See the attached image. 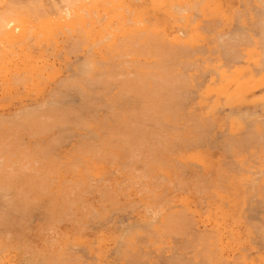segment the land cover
<instances>
[{
  "label": "bare ground",
  "instance_id": "1",
  "mask_svg": "<svg viewBox=\"0 0 264 264\" xmlns=\"http://www.w3.org/2000/svg\"><path fill=\"white\" fill-rule=\"evenodd\" d=\"M132 1V0H131ZM153 1H155V2H157V1H162V0H153ZM166 1V3H167V0H165ZM165 1L163 2H160V4H162V5H165ZM168 1H173V3H172V5H171V3L169 2V5H171V7L170 8H166V10H168V12L167 11H165V8L162 6V5H160L159 3L158 4H155V2H154V7L156 6V10H157V6H162L161 7V10L164 8V11H165V13H167V14H169L170 16H171V19L174 21L173 23H175L176 25H177V27H178V30L180 31V30H182L183 32L182 33H178L177 31L178 30H173L172 32H170V33H168V31H166L163 27L165 26V25H167V24H165V23H163L164 24V26L162 25V27L161 26H159L158 25V22H156V19L157 18H154V16H152V20H153V18H154V21L157 23H155L154 21L152 22V20H151V17H149V13H147V12H144L143 10L145 9V8H143L142 7V9L140 8V9H138V6L137 7H135V6H133L132 7V5H131V3H130V0H0V94H4L5 96H3L2 97V99L3 100H6V101H8L7 100V98H8V96H10L9 98L10 99H12V95L13 94H23V92H25V93H27V92H30L31 91V96L33 95L32 94V92L33 93H37L38 94V92L39 93H43V91H44V89L49 85H51L50 83L51 82H56L55 83V85H54V87L52 86H50L49 87V91L47 92V93H49L50 94V96L47 98V99H45V100H43V98H42V100H38V102L39 101H42V102H39V103H35L36 104V106L33 104H30L31 106H27L26 104V106H27V108H30L31 107V109H26V106L25 105H23V107H22V110L18 113L17 112V110H15L17 113L15 114V112H13L14 114H15V116H14V118L15 119H13V120H6L5 118V120H0V143L1 142H5V143H3V145L2 146H4V147H0V149L2 150L3 149V151H1V153L2 152H4V153H2L1 155H3L4 154V156L1 158L2 160L3 159H7L6 160V164H5V160L4 161H2L1 159H0V162L2 161L3 162V164H2V162H1V164H0V178H2L5 182H6V180H10V181H12V183H14V181H15V183L16 184H18L19 183V185H20V182H18V180L23 176H26V175H29V172L31 171L32 173H33V171H34V173H35V176L37 175H40L38 172V169L40 170V169H42L44 166L46 167V169H48V166H50V168L52 167L53 169L51 170V174L49 173V176L48 175H46V176H44L45 174H48L47 173V170L45 169V168H43L42 170H40V173H41V171H42V176L43 177H40V176H38L39 178H41V182L43 183V181L44 182H46V180L48 179V177L50 178V179H48L49 181H50V183L48 184V186H47V182L44 184H41V188H40V186L38 185L39 184V181H36V180H38L37 179V176H36V179L33 177L34 176V174H33V176H31L32 175V173L30 172V174L31 175H29V176H27V177H29L30 178V176L31 177H33L31 180H32V182L34 183V188H31L32 186L30 185V182H31V180H29L28 178H27V180H26V178L24 177V178H22L23 179V182H21V183H23L24 185H25V190L26 191H24V193H25V196H24V194H23V190H24V188H23V186H19L17 189H22V192H21V194H23V195H21V196H23L25 199H24V202H26V201H28V203L26 202V204L25 203H22L23 204V207L25 208V210H23L24 208L22 207H19L20 209V211H21V213L23 212V213H25V214H27L28 212V214H27V219H29L28 221H24L23 219H25V217H24V215H23V213L21 214H19V215H22V217H24L22 220L18 217V215H17V218H15V219H13L14 221H12L11 222V218H13V217H15L16 215H13L12 214V212H11V214L13 215V217H11L10 215V223H14V224H16V222L18 221V218H19V221L17 222L18 224H16L15 226L17 227L18 225H19V227H20V229H24L23 231L22 230H20V232H15V235L18 237V235H17V233L19 234V233H21V231L22 232H24V231H30V227L31 228H33V227H35V226H32V225H34L33 224V222H34V220H31L30 221V219L32 218V219H35V217L37 216V217H39V214L38 213H41V211H39V210H41V208L43 209V208H46L45 210L43 209V215L44 216H47L46 214H48L49 215V218H51L50 217V215L53 217L52 219V221H54V220H56L57 219V216L59 215L60 216V212H61V209L62 208H64V209H62V210H64V211H66L67 209L69 210L70 208L66 205V204H64L65 206H62V204L60 203L61 201H60V198H61V200L63 201V203H65L64 202V200H66V197H65V199L64 198H62L61 196L59 197L58 195L59 194H57V195H54V196H56L54 199L55 200H59L58 201V203H59V205H60V207L61 208H59V211L57 212L58 213V215L56 214V219H54V216H53V213H55L54 212V209H53V207L51 206V211H53V213L48 209L49 208V206L51 205V204H49V203H51V200H49L48 199V197L47 196H45L44 197V193H45V191H46V189H47V187L49 188V189H51L50 187H51V184L52 185H54L55 183H56V181H58L57 179H56V181H53V179L55 180V178H54V176H55V174H54V171H55V169H54V167L53 166H55L56 164H59L60 165V163H61V166H62V163H63V165H65V167L64 166H60V168L62 169L63 167L65 168V170H64V172L61 170V169H57V166L58 165H56V171L55 172H57L58 170H60V171H62V173L61 174H63V176H65L66 175V173L68 174V172H67V170H69V171H71L72 173H75L76 175H78L77 176V182H76V180H75V184H73V182H71V184H73L74 186L76 185V183L77 184H79V183H81L79 180H81L82 181V183H83V185H81V184H79L78 186H76V187H73V185H71L69 182V176L68 177H66L65 176V178L63 177V179L60 181V179H59V181L60 182H62V181H65L66 180V182L68 181V184L65 182H63L64 184H62L61 183V185L59 186V185H57L58 183H56V186H58V187H60V188H62V185H64V187H66L67 189H71L72 187V189L71 190H67L69 193H71L72 192V190H73V192L76 190V191H80L81 190V188L83 187V186H85L84 184H86L85 182H87V181H89L90 179L89 178H91V174H93V172H95V170H97V169H99L100 170V168H99V166L100 165H102V167L105 165V161L106 160H108V161H112V160H114L115 158H118V157H120V158H118L119 160H123V158H124V156L126 157L128 154V156L129 157H131V159L129 158V157H126V160H125V158H124V160L125 161H121V162H126L127 161V159L130 161V160H132V161H130L129 163H135L136 161H139L140 160V162H141V160H142V162H143V160H145V161H148V158L150 159L152 156H154V155H152L151 153L154 151V149H153V151H152V149L150 150V151H148V149H150L152 146H145V143H148V142H143L144 143V148L148 151H146L144 148H142V147H139V146H141L140 145V139H141V137H143V135L144 136H146V137H144V138H148V136H152V134H156V132H158V129L160 128L159 127V125L160 124H158V120H156L157 121V124L158 125H156V121L154 120V118H147L146 117V115H145V113L144 112H142V113H137V114H133V112H131L132 110H134V107H132V109H131V107H129L131 110L129 111V108H128V106H131V105H129V104H132L133 102H134V99H137V100H135V102L133 103V104H139V102L141 101V104H139L138 106H142V104H144V102L146 101V96H149L150 98H151V96L152 95H154L155 93H156V95L155 96H159V97H161L162 96V98H163V100L164 101H162L161 103L162 104H164V103H166L167 101H168V103H169V106H166L165 107V105L166 104H164V107L163 108H166L165 109V111H162V110H164V109H162V110H160V111H162L163 113H160L161 114V116H166V114L164 113V112H168L167 110H170V109H174L176 106V110L179 108V109H181L180 108V103H178V104H176L175 102H177L176 100H182L183 98H182V96L184 95H182V92L180 93L181 95H180V97L181 98H179V92L180 91H183V89L182 90H180L181 88H186V89H188L189 87H185L186 85L188 86L189 84H187L188 83V81L190 80V78H189V76L187 77V78H189V80L186 78V80H185V74H187L188 73V71L185 69V66H186V68H188L187 66L189 65V62L187 61H185V63L186 64H184L185 66H183V67H181L182 65H183V63H184V60H183V63H180V62H182V57H184L185 58V56L187 57V55H188V57L191 55V54H193L194 53V51L196 50V48H197V46H199V44H200V48L198 49L197 48V50L195 51V52H199L200 50H204L205 48H204V45L202 46L201 45V43L199 42H196V40H194L195 39V37L197 36H199V41H202L201 39L204 37L205 39H204V43H205V41H207L206 40V37H208V36H205V35H202V34H204V31L206 30H204V29H200V27H202V21H200L201 20V18L199 19V13H200V15H201V17L202 18H204V16L205 15H207V14H205V13H207V7H206V5H210L209 3H212L211 2V0H189L188 2L187 1H184V3H183V0H168ZM213 1V3H214V0H212ZM218 1V0H217ZM247 1H251L250 3H252V2H255L254 0H246V2ZM263 1V0H262ZM186 2V3H185ZM206 2H208V3H206ZM229 2V1H228ZM243 3H244V0L242 1ZM245 2V7H247V6H249V7H247V8H250V5H247L248 3H246ZM260 2V1H259ZM153 3V2H152ZM183 3V4H182ZM192 3V4H191ZM201 3H204V4H201ZM217 3V2H216ZM215 3V4H216ZM222 3V2H221ZM220 3V4H221ZM241 3V2H240ZM243 3H241V6H242V4ZM256 3H258V2H256ZM263 3H264V1H263ZM185 4V5H184ZM219 4V2L216 4V5H218ZM229 4V3H228ZM227 4V5H228ZM260 4V3H259ZM258 4V5H259ZM261 4H262V2H261ZM149 5V4H148ZM212 5V6H211ZM210 6H209V8L211 7V8H213L214 9V7L216 6H214L213 7V5L214 4H211ZM222 5V4H221ZM254 5V4H253ZM253 5H251V8H252V6ZM256 5V4H255ZM263 5V6H262ZM262 5H260L261 6V15H262V12H264V4H262ZM151 6V5H150ZM148 7V6H147ZM227 7V6H226ZM226 7H224V8H226ZM234 7V6H233ZM242 7H244V4H243V6ZM254 8L256 7V6H253ZM206 8V9H205ZM229 8H230V6H229ZM228 7L226 8V9H229ZM239 7H237V8H235L237 11L239 10V12H241V10H243V8L240 10V9H238ZM246 8V9H247ZM256 8H258V7H256ZM263 8V9H262ZM148 9V8H147ZM146 9V10H147ZM159 9V8H158ZM219 9V8H218ZM223 8H221L220 10H222ZM245 8H244V14H246V13H250V15H249V17H247L248 15H244L243 14V11L241 12L242 14H240L239 15V13L238 12H236V13H234V15H236V19L235 18H233V20L235 19V20H239L241 23H242V15H244V16H246L247 17V20L249 19V18H251L250 16L251 15H254L251 11H253V10H251V11H248V12H246L245 10H246ZM145 10V11H146ZM160 10V9H159ZM206 10V12H203V11H205ZM230 10V9H229ZM263 10V11H262ZM141 11V12H140ZM142 11H143V13L145 14L146 13V15L149 17H145V16H143L144 14L142 13ZM197 11V12H196ZM209 11H211V9H209ZM216 11V15L218 14V12H217V10H215ZM219 11V10H218ZM154 12V11H153ZM160 12V11H159ZM201 12H202V14H201ZM221 13H222V18L225 16V18L226 17H228L229 18V15H230V13H226V11L225 10H223V11H220ZM220 12H219V15H217V16H221V14H220ZM223 12H225L226 13V15L224 14V16H223ZM246 12V13H245ZM255 12H256V10H255ZM171 13V14H170ZM204 13V14H203ZM213 13V12H212ZM212 13H210V15L208 14L206 17L210 20V18H209V16H211L212 15ZM215 13V12H214ZM260 13H258L257 12V14H258V18L260 17L259 15H260ZM149 14V15H148ZM257 14H255V15H257ZM168 15V16H169ZM156 16V15H155ZM212 16H215V15H212ZM211 16V17H212ZM237 16H239V18L237 17ZM263 16H264V13H263ZM231 17V16H230ZM253 17V16H252ZM207 18H205L206 20H208ZM232 18V17H231ZM240 18H241V20H240ZM261 18H262V16H261ZM264 18V17H263ZM220 18H218V22L220 21L219 20ZM227 19V18H226ZM225 19V20H226ZM158 20V19H157ZM203 20V19H202ZM216 20H217V18H216ZM222 20V19H221ZM229 21H231L232 23L233 22H236L237 23V21H232L230 18L228 19ZM159 21V20H158ZM212 21V20H211ZM211 21H208V22H211ZM258 22L256 23L255 22V26H256V24H258V26H256V27H259V29H260V31L262 32V33H260L259 32V29L257 30L255 27H252L253 26V24L252 23H249L248 22V24H251L252 26H250V27H252V29H256V31H257V33H258V35H257V33H255L256 31L255 30H252L251 28H248L249 27V25L248 26H246L248 29H250V30H252V32L253 31H255V32H253L254 33V35L253 34H251L250 32L251 31H249V30H246L247 28H243L242 26H241V29H239V30H242V28H243V30L245 29L246 31H249V32H246L245 30V32L243 31H240V32H238V28L236 29V30H234L235 32L234 33H232V34H230L231 36L232 35H234L235 36V38H236V40L234 39V40H232V42L230 43V45L232 44L233 45V42H234V44H235V42L237 43V39L239 38L240 40L238 41V42H241V43H237L236 44V47H237V45H239V47L241 46L242 48L244 47V48H246L245 47V45L246 44H249V43H251L252 41L251 40H253L252 38L250 39V37H252V36H255L256 35V40H257V43H258V39H259V42L260 43H258L260 46H259V49H258V46L256 47V45L257 44H255V46H253V47H255V48H251V51L252 52H254V50L253 49H255V51H258L259 52V50H263L262 51V57H263V52H264V48H263V45L264 44H262L264 41V33H263V30H264V24H262L263 22H261V25H260V23H259V21H264L263 19H258L257 20ZM163 22V21H162ZM167 22H169V20H167ZM214 22H217V21H214ZM223 22V21H222ZM240 22L239 23H235V26L237 25L238 26V24L239 25H241L240 24ZM244 22V21H243ZM253 23H254V21H252ZM171 23V22H170ZM169 23V24H170ZM173 23H172V26H173ZM201 23V24H200ZM205 23L206 24H204L205 26L207 25V21H205ZM220 23H221V21H220ZM156 24V25H155ZM159 24H160V21H159ZM168 24V25H169ZM211 24H213V21L211 22ZM218 24V23H217ZM230 24V23H229ZM161 25V24H160ZM175 25V26H176ZM200 25V27H199V31H198V26ZM210 25V24H209ZM213 25H216V24H213ZM220 25V24H219ZM242 25H244L245 26V24H242ZM260 25V26H259ZM208 26V25H207ZM206 26V27H207ZM224 26H226V25H224ZM261 26H262V29H261ZM168 27V26H167ZM205 27V28H206ZM215 27H217V26H215ZM221 27V26H220ZM174 28V27H173ZM203 28V27H202ZM209 28V27H208ZM228 28V27H227ZM214 28H212V30H213ZM221 29H222V31H221ZM220 29V32H222V35H220L221 33L219 32L218 33V31L219 30H217L216 29V31H217V33L216 32H213V34H212V37H213V39H214V43H212V45L214 44V45H216V47L219 45V44H221V47L222 48H220V45H219V51L220 52H218V48H217V51H215V52H217V53H220L221 54V57L223 56L222 55V52H223V54L224 53H226V55H224L225 57H227V53H229L230 54V52H224V48L227 46V48L226 49H228V44L226 45V44H222V42H223V40L222 39H225L226 37V41H228L230 38H231V36L230 35H226L227 33H229L228 31L227 32H225V34H223L224 32V30H223V28H221ZM203 31L202 32V34H200V32L201 31ZM211 30V29H210ZM210 30H208L209 32H210ZM211 30V31H212ZM197 31H198V33H199V35H198V33H197ZM207 30L205 31V34L207 35L209 32H208ZM230 31H231V29H230ZM208 32V33H207ZM233 32V31H232ZM197 33V34H196ZM214 33H216V35L218 36V37H216V38H221L222 37V39H220V40H222V42L220 43V40H216L214 37ZM231 33V32H230ZM235 33H237L236 35H241L242 33L244 34H248L247 35V37L246 38H244L243 39V36H245V34L243 35L242 34V36H237L236 37V35H235ZM252 36H251V35ZM259 34L261 35V36H259ZM196 35V36H195ZM224 35L226 36V37H224ZM220 36V37H219ZM228 36H229V38H228ZM233 36V37H234ZM250 36V37H249ZM201 37V38H200ZM249 38V39H248ZM254 38V39H255ZM208 39V41H209V39L210 40H212V38L210 37V38H207ZM231 39H233V38H231ZM241 39H243L244 41H246V39L247 40H249L248 42L249 43H246V44H244L243 43V40L241 41ZM193 40V41H192ZM207 41V42H208ZM213 41V40H212ZM219 41V44H217V42ZM225 41V40H224ZM225 41V42H226ZM229 41H231V40H229ZM191 42H196V43H198V45L196 46V44H195V49H194V47L191 45ZM224 42V43H225ZM211 42L209 41V44H210ZM208 44V45H209ZM253 44V43H252ZM211 45V44H210ZM209 45V46H210ZM211 45V46H212ZM231 45V46H232ZM193 47V49H192V47ZM210 46V47H211ZM262 46V47H261ZM215 47V48H216ZM235 47V46H234ZM239 47H238V49H237V51L239 50ZM249 47H250V45H249ZM248 47V48H249ZM201 48H204V49H201ZM214 47H213V49L212 50H214L215 49ZM232 48V51H233V46L231 47ZM257 48V49H256ZM262 48V49H261ZM210 49V48H209ZM220 49H222V50H220ZM235 49V48H234ZM236 49H235V51H236ZM247 49V48H246ZM250 49V48H249ZM211 50V51H212ZM216 50V49H215ZM209 52H211L210 50H208ZM207 51V52H208ZM222 51V52H221ZM234 51V53H236ZM240 51V53L238 54V52ZM235 55H234V53H231L232 55H230L231 56V59H230V56H229V54H228V57H229V59H228V57L225 59V61H228V60H230L232 63L234 62V60L236 61L237 59L236 58H238L239 57V59L238 60H240V58H243V59H245L243 56H244V54L243 55H241L242 53H241V48H240V50H239ZM203 52V51H202ZM207 52L205 51V53L204 54H207ZM213 53L214 55H216V53ZM245 52V51H244ZM248 52V56H252V55H250L249 54V51H246V53ZM74 53V56H78L79 57V61L78 62H76V64H74V65H72L71 64V68H72V70L67 74V75H65V76H63L62 77V75L61 76H59V80H57V81H55L56 79V76L57 75H59V73H61V72H59V69L60 68H57L59 65H60V63H59V65L56 67L55 66V62L52 60V58H56V57H58V56H60L62 59L61 60H64L65 61V63H64V65L67 63V61H68V59H69V55H71V54H73ZM199 53H201V52H199ZM246 53H245V55H246ZM251 53V52H250ZM212 53H210L209 55L207 54L206 56H205V58L206 57H208L209 58V56L211 55ZM255 54V53H254ZM199 55V54H198ZM219 55V54H218ZM236 55H238V57L236 56ZM213 55H211L210 56V58L212 57ZM222 57V62L224 63L225 61H223L224 60V58L225 57ZM236 56V57H235ZM241 56V57H240ZM77 57V58H78ZM187 57V58H188ZM220 57V56H219ZM221 57L219 58V59H221ZM233 57V58H232ZM262 57H260L259 56V60H261V62L260 63H264V57L262 58ZM74 58H76V57H74ZM183 58V59H184ZM186 58V59H187ZM191 58H192V56H191ZM209 58V59H210ZM262 58V59H261ZM214 59H217V58H214ZM214 59H210V61L212 60H214ZM246 59L249 61V59H248V57H246ZM253 59H254V55H253ZM258 59V57L256 58L255 57V59H254V62L255 63H253V61H252V63H250V64H253V65H255L256 64V60ZM73 60V59H72ZM192 60H193V58H192ZM198 60V59H197ZM205 60V59H204ZM233 60V61H232ZM242 60V59H241ZM259 60L257 61V63L259 62ZM71 61V60H70ZM77 61V60H76ZM180 61V62H179ZM196 61V60H195ZM230 61H228V63L226 62V63H224V65L225 64H228L229 65V63H230ZM248 61H246L247 63H249ZM263 61V62H262ZM58 62V61H57ZM174 62H177L175 65L176 66H178L179 65V63H180V67L178 66V68H180V69H178L177 67H175L174 68V66L172 65V63H174ZM202 62H203V60H202ZM221 62V63H222ZM73 63V62H72ZM171 64V66H173L172 68H173V71L174 72H176V70L175 69H177V71H178V75L177 74H173L174 72H170L171 71V69L172 68H168V69H166L169 65H167L166 66V64ZM194 63V62H193ZM196 63V62H195ZM194 63V64H195ZM215 63H216V61H215ZM219 63V62H218ZM220 63V64H221ZM223 63H222V69H223V67H225V69H226V71H228V67H230V66H223ZM237 63V62H236ZM70 64V63H69ZM165 64V65H164ZM188 64V65H187ZM192 63H190V65H191ZM67 65V64H66ZM166 67L165 69L163 68L164 66ZM198 65V64H197ZM197 65H195V66H197ZM210 65V64H209ZM234 65V64H233ZM258 65H259V63H258ZM261 65V64H260ZM61 66V65H60ZM59 66V67H60ZM163 66V67H162ZM170 66V67H171ZM200 66H202V65H200ZM232 66V65H231ZM246 66V65H245ZM251 66V65H250ZM256 66V69L257 68H259V66L257 67V65H255ZM255 66H251L253 69V71H254V68H255ZM64 67V66H63ZM68 67V66H67ZM67 67H65V69L67 68ZM219 67V66H218ZM221 67H219V68H221ZM227 67V68H226ZM234 67H235V65H234ZM243 67H244V65H243ZM260 67H262V66H260ZM263 67H264V64H263ZM61 68H62V66H61ZM164 69V71L166 70L167 72H165L166 74H164V75H160L159 74V72L157 71V70H160V69ZM189 68H191V66H189ZM193 68V67H192ZM196 68H198V67H196ZM207 68V67H206ZM241 68V67H240ZM246 68V67H245ZM64 69V68H63ZM62 69V70H63ZM157 69V70H156ZM181 69H183L184 70V72H186L187 71V73H184L183 71V73L182 72H180V70ZM194 69V68H193ZM203 69V68H202ZM212 69V68H211ZM233 69H235V68H233ZM263 69V68H262ZM261 69V70H262ZM61 70V69H60ZM170 70V71H169ZM186 70V71H185ZM189 70V69H188ZM208 70V69H207ZM243 70L244 69H242V70H238V71H240L239 73H238V71H237V69H235V71H237L236 73H235V71H234V73H233V70L231 69V71H232V73H230V68H229V71H228V74L231 76V74H232V76L233 75H235V77H239L238 79H236L235 77H233V78H235V80H238V81H241L242 82V85L240 84L241 82H239L238 83V81L236 82L237 84H238V86L236 87V86H234V90L232 89V88H229V89H231L232 91H234V92H232L231 90H230V92L228 93V95H227V93H226V95H227V100H229V101H231L232 99L234 100V99H236V100H234L235 102H239L238 100H241L240 99V97H242V100H244V96H242V94H243V90L244 89H247V86H243V85H245L244 83H247L249 80V82H250V85H255V84H260V81H264V79H262V80H260L259 78H258V80H260V81H258L257 79H256V77H255V79L253 80H251V77H250V79H247L248 81H243V80H240L242 77H241V75H242V73L241 72H243ZM258 70V69H257ZM256 70V71H257ZM260 70V69H259ZM192 71V70H191ZM196 70H194V72H195ZM214 71V70H213ZM212 71V72H213ZM223 71H225V70H223ZM225 71V73L227 74V72ZM263 71H264V69H263ZM161 72H163V70L161 71ZM160 72V73H161ZM201 72V71H200ZM257 72H259V71H257ZM261 72V71H260ZM177 73V72H176ZM189 73H190V71H189ZM202 74L200 75V74H198V75H200V78H201V81H204V76H205V73L206 74H208L207 72H201ZM203 73H204V75H203ZM238 73V74H237ZM262 73V72H261ZM260 73V74H261ZM159 74V75H158ZM171 74H173L174 76L175 75H177V76H175L174 78L171 76ZM195 74V73H194ZM197 74L195 75V79L197 78ZM219 74V73H218ZM223 74H224V72L223 73H221V75H222V77H224L223 76ZM227 74V75H228ZM257 75H260V74H258V73H256ZM255 74V75H256ZM264 72L262 73V76L264 77ZM154 75H155V80H154ZM181 75V76H180ZM238 75V76H237ZM240 75V76H239ZM152 76H153V79H151L152 78ZM226 76V75H225ZM230 76H226V77H230ZM254 76V75H253ZM61 77V78H60ZM157 77V78H156ZM158 77L160 78H163V79H161L160 78V80L161 81H159V80H157L158 79ZM202 77H203V79H202ZM206 77H207V75H206ZM219 77V76H218ZM241 77V78H240ZM262 77V78H263ZM58 78V77H57ZM221 77H219V79H220ZM232 78V77H231ZM232 78V79H233ZM222 79H224V78H222ZM193 80H194V78H193ZM197 80V79H196ZM207 80H209V79H207ZM205 81H206V79H205ZM218 81V80H217ZM230 81H233V83L235 82L234 81V79L233 80H229V82ZM255 81V82H254ZM262 81V84L264 83ZM200 82V81H199ZM220 82L222 83V80L220 79ZM219 81H218V85H217V87L220 85L219 83H220ZM228 81H227V83H229ZM248 82V83H249ZM258 82V83H257ZM150 83L152 84L151 86H153V84L155 83L156 84V86H153V87H155V88H152V87H150ZM184 83H186V85L184 84ZM195 83L196 84H198V82H196L195 81ZM201 84H203V82H200ZM205 83V82H204ZM230 83H232V82H230ZM230 83H229V85H230ZM247 83V84H248ZM154 84V85H155ZM213 84V83H212ZM212 84L210 85V84H208V87L209 88H211V87H213V89L215 90V94L216 93H219L220 91H221V93H222V91H223V94H224V92H226L227 90H229L228 89V86H227V84H226V88H227V90L225 89V87L223 86V89H222V87L221 88H215L214 86H212ZM222 84H224V82L222 83ZM224 84V85H225ZM236 84V85H237ZM185 85V86H184ZM192 85V84H191ZM198 85H200V84H198ZM234 85V84H233ZM232 85V86H233ZM241 85V87L242 88H239V86ZM250 85H248V88L250 87ZM147 86H149V88L147 87ZM183 86V87H182ZM195 86H197V85H195ZM211 86V87H210ZM222 86V85H221ZM147 87V88H146ZM206 87V86H205ZM252 87V86H251ZM197 88L198 87H195V89L197 90ZM204 88V87H203ZM244 88V89H243ZM258 88V87H257ZM47 89H48V87H47ZM185 89V90H186ZM192 90H193V88H191ZM211 90V93H212V91L214 92V90ZM218 89V90H217ZM239 90V91H237V90ZM240 89H243V90H240ZM42 90V92H40ZM190 90V89H188V91H189V94H190V92H193V91H195V93H196V90ZM200 90V89H199ZM207 90V89H206ZM206 90H204V91H206ZM209 91H208V94H210V89H208ZM220 90V91H219ZM247 90H249V89H247ZM35 91V92H34ZM217 91V92H216ZM219 91V92H218ZM237 91V93L239 94V95H241V96H238V94L236 93V96L235 97H233V94H235V92ZM242 91V92H241ZM246 91V90H245ZM46 92V91H45ZM125 92H128V94H126V95H128L129 96V98H133V96H134V98L133 99H131V100H128V96L126 97V96H120L119 97V95L121 94V93H125ZM130 93H133V94H131V96H130ZM134 93H135V95H134ZM183 93H185L184 91H183ZM200 93V92H199ZM205 93H207V92H205ZM201 94L202 95V97L203 96H208L209 97V95L208 94ZM221 93H220V95H221ZM12 94V95H11ZM28 94V93H27ZM36 94V95H37ZM48 94V95H49ZM186 94V93H185ZM188 94V93H187ZM186 94V95H187ZM192 94V93H191ZM257 94V93H256ZM24 95V94H23ZM43 95V94H42ZM136 95L139 97V99L140 100H138V98L136 97ZM145 95V96H144ZM186 95H185V97H186ZM196 96H198L197 94H195ZM194 95V96H195ZM217 95V94H216ZM229 95H230V97H229ZM244 95H245V93H244ZM7 96V97H6ZM14 96V95H13ZM20 96V97H19ZM30 96V95H29ZM29 96H28V98H29ZM145 98H144V97ZM187 96H189V97H187V98H191V96H193V94L190 96V95H187ZM223 96V95H222ZM1 97V96H0ZM6 97V98H5ZM17 96H15L14 98H16ZM18 97L19 98H22L21 97V95H18ZM25 97H26V95H25ZM35 97V96H34ZM45 97V96H44ZM47 97V96H46ZM123 98L122 99V102H121V104H120V101L118 102V103H116L115 102V100L116 99H118L119 100V98ZM126 97V98H125ZM136 97V98H135ZM143 97V98H142ZM201 97V96H200ZM229 97V98H228ZM239 97V98H238ZM5 98V99H4ZM13 98V99H14ZM27 98V97H26ZM38 98V97H37ZM186 98V99H187ZM238 98V99H237ZM31 97L29 98V101H27V102H30L31 100ZM35 99V98H34ZM124 99H126L125 101H126V103H127V101H129L130 103H127L128 105H125L126 103H125V101H124ZM143 99V100H142ZM193 99V98H192ZM201 98H199V101H197V100H195L194 102V104L192 103V105H193V107H195V104L196 105H198L199 104V106L200 105H202V107L205 105L204 103H198V102H202V100H200ZM148 100V99H147ZM158 100H159V98H158ZM178 100V102H181L182 104H183V102L182 101H179ZM232 100V101H233ZM1 99H0V103H1ZM33 101H35V100H33ZM32 101V102H33ZM117 101V100H116ZM124 101V102H123ZM144 101V102H143ZM155 101V100H154ZM169 101H171V103L169 102ZM189 101V100H188ZM188 101H185V102H187L188 103ZM224 101H226V97H225V100ZM229 101H226L227 103L229 102ZM251 101V100H250ZM254 101V100H253ZM257 101H258V99H257ZM12 102V101H11ZM22 102V101H21ZM203 102H205V99H204V101ZM264 102V101H263ZM8 103H10L9 101H8ZM13 103V102H12ZM154 103V102H153ZM157 103H158V101H157ZM160 103V104H161ZM172 103L173 104H176V105H172ZM214 103L216 104V102H215V100H214ZM226 103V104H227ZM6 104V103H5ZM171 104V105H170ZM204 104V105H203ZM212 104V103H211ZM231 104H233V102L231 103ZM262 104V103H261ZM1 105L2 104H0V107H1ZM9 105V104H8ZM158 105H159V103H158ZM188 105V104H187ZM186 105V106H187ZM191 105V104H190ZM5 106V105H4ZM45 106V107H44ZM135 106H137V105H135ZM163 106V105H162ZM171 106H173V107H171ZM185 106V107H186ZM211 106V105H210ZM262 106V105H261ZM25 107V108H24ZM161 107V106H160ZM168 107V108H167ZM171 107V108H170ZM193 107H190V111H193V113L194 114H192V112H190L189 111V109H185V110H188V112H190V113H188V112H185V113H188L187 115H188V117H190V116H192V117H190L189 119H191L190 121H191V123L190 124H188V127H185L187 124H183V123H188V122H185V119L183 118V120H184V122H183V120L182 121H180V120H178L179 118L180 119H182L181 117H179L178 118V116H177V118H176V116H174V118H175V120L177 119V122L178 123H181V125L179 124L178 125V123L177 122H175V120H174V118L172 117H170L171 119H167V120H169V121H171V123L170 122H167L168 124V126L166 125V127L167 128H169L168 130H170V129H172L170 132H172L176 127V130H175V132H179L177 129H181L180 130V132H182L183 133V130L182 129H189V131H187V130H185L186 131V133L188 134V136H196V138H197V136L198 135H200L199 133H202L203 134V132H205L204 133V136H203V138L205 139V136H206V129H207V127H211L212 126V124H211V121H210V126H208V122H209V115H208V113L206 114V112H204L205 113V116L206 115H208L207 116V124L204 122V121H206V118L204 119V121L201 119V116H203V113H201L202 111H198L197 112V110H196V108H193ZM198 107V106H197ZM202 107H200V109L202 108ZM212 107H214V106H212ZM20 108H21V106H20ZM24 108V109H23ZM135 108H137V107H135ZM157 108H158V106H157ZM170 108V109H169ZM194 109V110H192V109ZM204 108V107H203ZM18 109H19V107H18ZM160 109V108H159ZM197 109H199V107L197 108ZM145 110V109H144ZM182 110H184V108L183 109H181V111ZM205 110V109H204ZM151 111V110H150ZM153 111V110H152ZM212 111V110H211ZM263 111V110H262ZM171 112H174L175 113V111H171ZM170 111H169V113H171ZM184 112H182L183 114H184ZM209 112H210V110H209ZM233 112V111H232ZM156 113V112H155ZM154 113V114H155ZM177 113V112H176ZM180 113V112H179ZM178 113V114H179ZM182 113H181V115H182ZM195 113H198V114H201L199 117H200V119L206 124V125H204V123H203V125H202V123H201V120H200V123H198V121L199 120H197L196 119V116H197V114H195ZM239 113H241V112H239ZM243 113V114H242ZM242 115H246V113H244L243 111H242ZM13 114V115H14ZM190 114V115H189ZM3 115V114H2ZM5 115H6V117H7V115L9 116V113L8 114H6L5 113ZM167 115H169V114H167ZM171 115H173V113H171ZM194 115H196L195 117H194ZM259 115V114H258ZM0 116H1V113H0ZM152 116V115H151ZM186 116V115H185ZM197 116V117H198ZM210 116H211V112H210ZM238 116H241L240 114L238 115ZM251 116V115H250ZM252 116H253V114H252ZM4 117V116H3ZM10 117H11V114H10ZM198 117V118H199ZM204 117V116H203ZM213 117V116H212ZM254 117V116H253ZM257 117V116H256ZM256 117H255V119H256ZM12 118V117H11ZM162 118V117H161ZM167 118V117H166ZM193 118L194 119H196L195 121L193 120ZM232 118V117H231ZM233 118H234V116H233ZM245 118V117H244ZM251 118V119H250ZM248 117V119H249V121L250 120H255V119H253L252 117ZM262 118V117H261ZM0 119H1V117H0ZM151 120V122H152V124H153V126L154 125H156V126H154V127H157V129L156 128H154L153 126H152V124H149V123H151V122H149V120ZM188 119V120H189ZM212 119V118H211ZM210 119V120H211ZM246 120H247V118H245ZM147 120V122H145ZM161 120V119H160ZM192 120H193V122H196V123H194V124H197L196 125V128H195V126H194V128H195V130L197 129V133H198V135L196 134V132H195V130L193 129V128H191L190 129V127H192ZM213 120V119H212ZM223 120V119H222ZM233 120V119H232ZM231 120V121H232ZM240 120V119H239ZM153 121H154V123H153ZM166 121V120H165ZM173 121H174V126H172L173 125ZM180 121V122H179ZM187 121V120H186ZM230 121V120H229ZM236 121V120H235ZM256 121H257V119H256ZM259 121H261V120H259ZM262 121L264 122V119H262ZM261 121V122H262ZM183 122V123H182ZM233 122V121H232ZM239 122V121H238ZM246 122H248V121H246ZM254 122V121H253ZM263 122H262V124H263ZM146 123H148V125H146ZM175 123H177V124H175ZM182 124H183V126H182ZM215 124V123H214ZM239 124V123H238ZM238 124H237V127H238ZM251 124V123H250ZM261 124V125H262ZM151 125V126H150ZM177 125V126H176ZM199 125H200V127H199ZM252 125V124H251ZM256 125V124H255ZM264 125V124H263ZM163 126V125H162ZM176 126V127H175ZM179 126H181V128H179ZM190 126V127H189ZM199 128H198V127ZM204 126H207L204 130L202 129H200L201 127L202 128H204ZM227 126V125H226ZM234 126V125H233ZM236 126V125H235ZM152 127V128H151ZM170 127H174V129L173 128H170ZM244 127V126H243ZM247 127V126H246ZM250 127V126H249ZM249 127H247V128H249ZM258 127V126H257ZM256 127V128H257ZM147 128V129H146ZM149 128H151V129H149ZM213 128V127H212ZM239 128V127H238ZM255 128V129H256ZM164 129V128H163ZM200 129V130H199ZM210 129V128H209ZM261 129V128H260ZM263 129V128H262ZM153 131V133L151 132L150 134H149V132L148 131ZM160 130V129H159ZM190 130H194V134L192 135V134H190ZM211 130V129H210ZM252 130V129H251ZM156 131V132H155ZM207 131H208V129H207ZM253 131V130H252ZM259 132H260V130H258ZM263 131V133H264V130H262ZM261 131V132H262ZM148 132V133H147ZM180 132L179 133H177V135L180 137L181 135H182V133L180 134ZM193 132V131H192ZM222 132V131H221ZM225 132V131H224ZM250 132V131H249ZM260 132V134L259 133H257L258 134V136L260 135V137H262V133ZM145 133H147L146 135H145ZM172 133H174V132H172ZM211 133V132H210ZM223 133V132H222ZM143 134V135H142ZM187 134H186V136H185V138H183L184 140H186L185 142L187 143L188 141L190 142V140L192 141V144L194 145V143H195V141L196 140H198V139H196L195 137V139H193V137L192 138H189L188 136H187ZM202 134L200 135V136H202ZM227 134V133H226ZM184 135V134H183ZM182 135V137H184ZM208 135V134H207ZM211 135H212V133H211ZM221 135V134H220ZM23 136H25V137H27V140H26V138L25 137H23ZM138 137V136H140V137H138L139 138V140H138V138H135V137ZM200 136H198L199 138H200ZM213 136V135H212ZM263 136H264V134H263ZM173 137H175L174 135H173ZM182 137H181V141H182ZM186 137H188V140L186 139ZM208 137V136H207ZM211 137V136H210ZM220 137V136H219ZM255 137H257L256 135H255ZM22 138H25L24 139V141H26V142H23V146H24V144H25V148H23V147H21L20 145H21V143H20V141H23V139ZM209 138V137H208ZM212 138H214V137H212ZM254 138V137H253ZM259 138V137H258ZM3 139V140H2ZM168 139V138H167ZM207 139V138H206ZM217 139V138H216ZM263 139V138H262ZM138 140V142H136ZM144 140V139H143ZM165 140V139H164ZM201 140V139H200ZM199 140V141H200ZM203 140V139H202ZM201 140V141H202ZM136 142V144H135V142ZM176 141H179V142H181L179 139L178 140H176ZM175 141V142H176ZM205 141V140H204ZM212 141H214V140H212ZM211 141V142H212ZM188 142V143H189ZM210 142V141H209ZM210 142V143H211ZM191 143V142H190ZM196 143L198 144V142L196 141ZM206 143H208V142H206ZM218 143V142H217ZM216 143V144H217ZM259 143V142H258ZM138 144H139V146H138ZM203 144V143H202ZM220 144V143H219ZM260 144V143H259ZM149 145V144H148ZM167 145V144H166ZM192 145V146H193ZM212 145V144H211ZM218 145V144H217ZM135 146L138 148L137 150L139 151H136V148H135ZM196 146V145H195ZM202 146H204V145H202ZM258 145H256V147H257ZM197 147V146H196ZM208 147V146H207ZM224 147V146H223ZM226 147H228V146H226ZM142 149V151H143V149H144V151H146V152H141V149ZM212 148V147H211ZM132 149H134V151H130V150H132ZM200 148H198V152L200 151V153L202 154V152H201V150H199ZM225 149V148H224ZM223 149V150H224ZM255 149V148H254ZM259 149V148H258ZM226 150V149H225ZM228 150V149H227ZM127 151H129V153L127 152ZM152 151V152H151ZM157 151V150H156ZM229 151V150H228ZM127 152V153H126ZM150 152V154H148ZM225 152V151H224ZM252 152H254V151H252ZM124 155H123V154ZM131 153H133V154H131ZM136 153H140V154H136ZM141 153H143V154H141ZM148 154L147 156H143V155H145V154ZM180 153V152H179ZM229 152H227V154H228ZM231 153V152H230ZM249 153V152H248ZM127 154V155H126ZM134 154H136V156H134ZM154 154V153H153ZM158 154V151H157V153H156V155ZM181 154H182V152H181ZM180 154V155H181ZM256 154V153H255ZM121 155H122V158H121ZM131 155V156H130ZM139 155V158H141V157H144V158H142V159H138V156ZM159 156H156V159H155V156L152 158V162L150 161H148L149 162V164H155L156 163V161H158L159 159H160V161L158 162L159 164H155L154 166H156V165H158V166H160L161 164H162V162H164V161H167L168 163L169 162H171L172 160L173 161H176V162H178V160L180 159L181 160V162H182V164L183 163H185V165L184 166H186L187 164H186V162H188V164H190L191 162L189 161L190 159L192 160V159H194L193 157H191L192 156V154H186V152L185 153H183V155H182V157H185V159L187 158L188 160H186V162L184 161L185 159H183L182 157H179L180 155H178V157H179V159H177V158H175V157H173V154H172V156L170 157V158H172V159H170L169 160V158L168 159H166L167 157H169V156H162L161 157V154H158ZM203 155V154H202ZM135 157V159H136V161L134 162L133 161V158ZM148 156H151V157H148ZM174 156H176V155H174ZM188 156H190L191 158H189ZM258 156H260V154L258 155ZM1 157V156H0ZM148 157V158H147ZM205 157H206V155H205ZM205 157H204V159H205ZM232 157V156H231ZM243 157V156H242ZM145 158H147V160L145 159ZM8 159H10V160H8ZM24 159H26L25 161V163L23 162V164L21 163L22 161H24ZM30 161V162H27L28 160ZM31 159V160H30ZM35 160V161H32V160ZM41 160V162L40 161H36V160ZM47 159H51V161H50V163L49 164H54V165H49V164H46V161L45 160H47ZM60 159H62V160H60ZM153 159H155V161L153 160ZM158 159V160H157ZM163 159H166V160H164V161H162ZM177 159V160H176ZM201 159V158H200ZM226 158H224L223 160H225ZM229 159H231L232 160V158H229ZM243 159V158H242ZM249 159V158H248ZM259 159V158H258ZM262 159V158H261ZM15 160V162L18 160V161H20L17 165H16V163H14V165H16V166H19L22 170L25 168V167H29L27 164H29L30 163V166H31V164H32V166H33V168H32V166L31 167H29L30 169H32V170H30L29 171V169L28 168H26V171L25 172H28L27 174H25L24 172H21L20 170H18L19 169V167H17V169H15V168H13V169H11L14 165H13V163H11V165H13V166H9L10 164H8L9 162H11V161H14ZM43 160L45 161V162H43ZM228 160V159H227ZM226 160V161H227ZM238 160L241 162V158H238ZM244 160L245 159H243V162H244ZM7 161H8V163H7ZM32 161V162H31ZM62 161V162H61ZM108 161H106L107 163L106 164H108ZM111 161H110V163H111ZM114 161H117L118 162V160H114ZM162 161V162H161ZM172 161V162H173ZM202 161H204L203 159H202ZM202 161H199L198 160V162H200V164L202 163V165L204 166V164L203 163H205V162H207V161H205V162H202ZM216 161V160H215ZM226 161H225V163H226ZM233 162L235 161L234 160V158H233V160H232ZM232 161H228L229 163H231ZM238 161V162H239ZM248 161V160H247ZM258 161V160H257ZM34 162H36L35 163V165H34ZM38 162H40V164L42 163L43 165V167H41L40 168V166H39V168L37 167V163ZM153 162H155V163H153ZM166 162V163H167ZM181 162H180V164H181ZM224 162V161H223ZM232 162V163H233ZM236 162V164L238 163L237 161H235ZM242 162V163H243ZM250 162V161H249ZM115 163V162H114ZM127 163H128V161H127ZM127 163H123V164H127ZM129 163H128V165H129ZM138 163V162H137ZM146 163L147 162H144V164H143V166L144 167H146V170L144 171L143 170V172L140 174L141 175V177L142 176H144V174H145V172H146V174H148V175H146V179H149V177L148 176H150L151 175V171H153V168H154V166L152 165V170L151 169H149L150 167H151V165H150V167L149 166H147L148 165V163H147V165H146ZM165 162L163 163V164H166ZM167 163V165H161V169H160V167H158L159 168V170L162 172V171H164V166L167 168L168 166H170V164L171 163H169L168 164ZM175 163V162H174ZM229 163H227L229 166H230V164ZM261 163V162H260ZM8 164V165H7ZM21 164V165H20ZM111 164H113V161H112V163ZM110 164V165H111ZM141 164V163H140ZM176 164V163H175ZM174 164V165H175ZM179 164V163H178ZM177 164V165H178ZM182 164L180 165V166H182ZM219 164H221V163H219ZM234 164V163H233ZM233 164H231L232 166H233ZM1 165H2V169H1ZM7 166V168H9V169H7L5 166ZM25 165H27V166H25ZM39 165V164H38ZM110 165H108V166H110ZM142 165V164H141ZM146 165V166H145ZM171 165H173V164H171ZM177 165H175V166H177ZM192 165H194L193 163H192ZM192 165H190V166H188V168H190ZM238 166H239V164H237ZM236 165V166H237ZM256 165V164H255ZM6 168H4V167ZM16 166H14V167H16ZM21 166H25V167H21ZM179 166V165H178ZM179 166V168H180V171L184 168L185 170L187 169V168H185V167H180ZM222 166V165H221ZM227 166V165H226ZM125 167V166H124ZM163 167V168H162ZM202 167V166H201ZM208 167H210L209 165H208ZM225 167V166H224ZM228 167V166H227ZM235 167V166H234ZM35 168V169H34ZM36 168H37V173H36ZM50 168L48 169L49 171H50ZM63 168V169H64ZM106 168V167H105ZM105 168H102L101 170L102 171H105L106 169ZM127 168V167H126ZM157 167H155L154 169L157 171V169H158ZM171 168V166L170 167H168L167 169H165V170H168L170 173H172V170L170 171L169 169ZM177 168V167H176ZM178 168V169H179ZM204 168V167H203ZM220 169H221V167H219ZM239 168H240V166H239ZM250 168V167H249ZM11 169V170H10ZM28 169V170H27ZM44 169H45V171H44ZM109 169V168H108ZM192 169V171L194 172V170L193 169H195V174H197V170H196V168L195 167H191L189 170H191ZM209 169V168H208ZM228 169V168H227ZM229 169H231V168H229ZM241 169V168H240ZM15 170L17 171V172H15ZM97 171V172H100V171ZM133 170H134V168H133ZM147 170L148 171H150V172H147ZM203 170H205V169H203ZM221 170H223V169H221ZM220 170V172H221V174H220V177L222 178V181H220V183L219 184H221V183H223L224 182V180L226 179V176H229V174L228 175H222V173L224 174V172L223 171H221ZM233 170V169H232ZM234 170H236V168H234ZM255 170V169H254ZM60 171H58V172H60ZM218 171V170H217ZM238 171H240V170H238ZM249 171V170H248ZM247 171V172H248ZM15 172V173H14ZM18 172H21L22 173V175H21V173L19 174ZM44 172V173H43ZM53 172V173H52ZM57 172V173H58ZM70 172V173H71ZM138 172V171H137ZM184 172V171H183ZM226 172H230V173H232L233 172V174H235V172L234 171H227L226 170ZM241 172H243V171H240V172H238V175H239V173H241ZM246 172V171H245ZM245 172H243V173H245ZM23 173L25 174V175H23ZM57 173H56V176H57ZM144 173V174H143ZM149 173H150V175H149ZM156 173H159V171H157ZM156 173H154L153 172V176H155V177H157L156 175ZM165 173V172H164ZM166 173H167V171H166ZM165 173V174H166ZM175 173V170L173 171V173L172 174H174ZM182 173V172H181ZM184 173H187V172H184ZM242 173V174H243ZM254 173V172H253ZM13 174H16V177H15V175H13ZM17 174L19 175V179H17V180H14V178H17ZM52 174H54V175H52ZM61 174H59V176L61 175ZM75 174H73V176L75 177ZM168 174V176L169 177H171L170 176V174L169 173H167ZM167 174H166V178L168 179V177H167ZM176 174V173H175ZM183 174V173H182ZM218 174H219V171H218ZM217 174V175H218ZM233 174H231V176L230 177H232L233 178ZM242 174H240V177L242 176H244V175H246V174H244V175H242ZM259 174V173H258ZM261 174V173H260ZM53 176V178L52 177H50V176ZM90 175V176H89ZM161 175V176H160ZM160 175H158L160 178L162 177V175H163V173L162 174H160ZM177 175H180V174H178V172H177ZM176 175V176H177ZM186 175V174H185ZM193 175H194V173H193ZM202 175H203V172H202ZM201 175V176H202ZM236 177H238V175H237V170H236ZM234 175V176H235ZM55 176V177H56ZM89 177V178H86V177ZM153 176H151V178H152V181H154L153 179L155 178V177H153ZM175 176V175H174ZM173 176V177H174ZM187 176H190V177H192V178H194L195 176H197L198 177V174L197 175H194V176H192V175H189V171H188V174L186 175V177H185V179L187 178ZM13 177V178H12ZM47 178L46 180H45V178ZM163 177H165V175H163ZM162 177V178H163ZM173 177H171V178H173ZM178 177V176H177ZM181 177V179H182V177H183V179H184V175L183 176H180ZM190 177H188L189 179H190ZM225 177V178H224ZM227 178V179H232V178ZM245 177V176H244ZM251 177V176H250ZM250 177H247V179L248 180H246V183H250L251 184V179L252 178H250ZM258 177H260V176H258ZM14 180H12V179ZM52 178V179H51ZM57 178V177H56ZM59 178H62L61 176L59 177ZM72 178V177H71ZM80 178V179H79ZM143 178H145V176L143 177ZM171 178H169V181H170V179ZM175 179H176V177H174ZM192 178H191V180H189V179H187L188 181H190V182H193V180H192ZM196 178V177H195ZM221 178H219L220 180H221ZM254 178V177H253ZM22 179H20V181L22 180ZM33 179H35V181L36 182H38V186H39V188H38V186H36V188H35V182L33 181ZM43 179V180H42ZM76 179V178H75ZM100 179H101V177H100ZM99 179V180H100ZM164 179V178H163ZM162 179V180H163ZM174 179V180H175ZM178 179H179V177H178ZM178 179H176V184H177V186H174V187H177L178 189L180 188V189H182V187H183V185H185V184H187V180H185V183H183L182 184V187H178V186H181V183L182 182H184V181H182L181 179H179L180 181H178ZM198 179V178H197ZM194 180V181H197L198 182V180ZM202 179V178H201ZM216 179V178H215ZM214 179V180H215ZM219 179H218V181H219ZM224 179V180H223ZM226 179V180H227ZM234 179H238V181H242L243 179H240L239 180V177L238 178H233V180ZM246 179V178H245ZM3 180H1L0 179V181H3ZM24 180H26L27 181V184L29 183V186L27 185V184H25L24 183ZM47 180V181H48ZM83 180H85V182L83 181ZM87 180V181H86ZM98 180V181H99ZM157 180H158V177H157ZM173 180V179H172ZM173 180V181H174ZM213 180V181H214ZM226 180H225V183H227L228 182V188H230V184L231 183H233V182H235V180L233 181H228L227 180V182H226ZM254 180V179H253ZM17 181V182H16ZM25 181V182H26ZM30 181V182H29ZM53 181V182H52ZM72 181V180H71ZM74 181V180H73ZM78 181H79V183H78ZM140 181V180H139ZM159 181H160V179H159ZM165 181V182H164ZM164 185H166V179H164ZM208 181V180H207ZM238 181L236 180V182L237 183H235V184H239L238 183ZM249 181V182H248ZM251 181V182H250ZM4 182V183H5ZM32 182H31V184H32ZM40 182V183H41ZM55 182V183H54ZM126 182V181H125ZM149 182H150V179H149ZM158 181H156V183H157ZM163 182L161 181V182H159V183H161V185H163ZM175 182V181H174ZM190 182H189V184H190ZM4 183H1L0 184V187H2V188H0L1 189V191L3 190V189H5V187L7 188V189H5V190H3L2 192H3V194H1L0 196H1V200L3 201L5 198H2V197H6L8 194H9V196H11L10 194H11V192H12V189H14V187L16 186V184L14 185V187L12 188V183L10 182V184H11V188L9 187V189H8V185H9V183L8 182H6L5 184H7L8 183V185L6 186V185H4ZM87 183H89V182H87ZM145 183V182H144ZM152 184H154L153 182H151ZM151 183H149V184H151ZM159 183H157L158 185H159ZM179 183H180V185H179ZM195 183V182H194ZM225 183H223L224 185H225V187H226V185L227 184H225ZM230 183V184H229ZM253 183V186H254V181L252 182ZM2 184H3V186H2ZM71 186H70V185ZM103 184V183H102ZM117 184V183H116ZM147 184V183H146ZM148 184V185H149ZM172 184V183H171ZM170 184V185H171ZM175 184V183H174ZM189 184H187V187H188V185ZM198 185V183H195V185ZM223 184H221V186L219 185V187H222L223 188ZM234 184V183H233ZM232 184V185H233ZM234 184V185H235ZM256 184V183H255ZM46 185V188H43L44 186ZM66 185V186H65ZM88 185V187H89V184H87ZM87 185L84 187L85 188V190H87ZM93 185V184H92ZM147 185V186H148ZM154 185H156V184H154ZM191 185H194V184H191ZM236 185V186H237ZM242 185H243V183H242ZM257 185H258V183H257ZM256 185V186H257ZM5 186V187H4ZM30 187V189H28V190H30V192L29 191H27V189H26V187ZM50 186V187H49ZM56 186H54L55 187V189H56V192L58 191V190H61V189H58ZM80 186H82V187H80ZM144 186V185H143ZM146 186V187H147ZM167 186L168 185H166V188H167ZM173 186V185H172ZM186 186V185H185ZM184 186V187H185ZM248 186V185H247ZM190 187V186H189ZM196 187V186H195ZM231 187H233L232 189L234 190V188H237V187H235V186H231ZM239 187V186H238ZM251 187V186H250ZM259 187V186H258ZM38 188V189H37ZM52 188H53V186H52ZM66 188H63V190H61V193L62 194H64V192H65V189ZM80 188V189H79ZM145 188V187H144ZM155 188V187H154ZM153 188V189H154ZM166 188H165V190H166ZM176 188V189H177ZM199 188V187H198ZM221 188V189H222ZM228 188H226L227 189V191H226V189H225V191L224 192H226L225 194H226V199L230 196V195H232V197L234 196V194L233 193H235L233 190H229L228 191ZM249 188V187H248ZM247 188V189H248ZM33 189H35V190H39V191H37L38 193H36V191H35V194H40L39 192H43V194L41 193L39 196H36L33 192H31V190H33ZM44 190V191H42V190ZM49 189H47V190H49ZM55 189H54V191H55ZM58 189V190H57ZM177 189V190H178ZM187 189V188H186ZM254 189V188H253ZM252 189V190H253ZM260 189V188H259ZM258 189V191L257 192H259L260 190ZM15 190V189H14ZM82 190H84L83 188H82ZM82 190H81V192H82ZM109 190V189H108ZM127 190H129V189H127ZM146 190V188L144 189V191ZM150 190H152V189H150ZM149 190V191H150ZM165 190L163 189V191H164V193H165ZM192 190V189H191ZM237 190V189H236ZM238 190H240V189H238ZM9 191H11V192H9ZM66 191V192H67ZM147 191H148V188H147ZM149 191H148V194H149ZM153 191V193H154V190H152ZM152 191H150V193H151V195H152ZM163 191L161 192V193H158V192H156L155 191V193L154 194H156L157 195V198L155 197L156 195H154V197H155V199H158L159 198V196L161 197V195L163 194ZM214 191V190H213ZM250 191V190H249ZM254 191V190H253ZM252 191V192H253ZM1 192V193H2ZM7 192V193H6ZM47 192V191H46ZM49 193H50V191H48ZM66 192H65V194L64 195H66ZM68 192H67V194H68ZM73 192L71 193V194H73ZM81 192H77L78 194L80 193L81 194ZM105 192V191H104ZM111 192V191H110ZM110 192H108V193H110ZM166 192H167V190H166ZM218 192H221V190H219ZM227 192H231L230 193V195L229 196H227L228 195V193ZM236 192H238V191H236ZM18 192H16V193H14V194H17ZM19 193H20V190H19ZM29 193V197H30V201H29V199H26V198H29V197H27V194ZM53 193V192H52ZM55 193V192H54ZM107 193V192H106ZM120 193V192H119ZM147 193V192H146ZM158 193V194H157ZM32 194V195H31ZM34 194V195H33ZM47 194V193H46ZM75 194V196H78V194L76 195V193H74ZM73 194V195H74ZM79 194V195H80ZM220 194H223L222 192L220 193ZM225 194H224V197L223 198H225ZM239 193H237V195H238ZM263 194H264V192H263ZM2 195H4V196H2ZM6 195V196H5ZM12 195H13V192H12ZM42 195H43V197H42ZM64 195H63V197H64ZM70 194H68V196H69ZM73 195H70L71 197L73 196ZM111 195V194H110ZM159 195V196H158ZM165 195V194H164ZM235 195H236V193H235ZM240 195V194H239ZM244 195V194H243ZM251 195H252V193H251ZM253 195H254V193H253ZM256 195H257V193H256ZM255 195V196H256ZM34 196V197H33ZM54 196H50L51 198H52V200H53V197ZM69 196V200H70V202L69 201H67L66 200V203H68V205L70 206V204L73 202H75V201H72V198ZM138 196V195H137ZM146 196V195H145ZM148 196V195H147ZM145 197V199H143V200H146V198H147V200H148V197L150 196H148V197ZM163 196V195H162ZM170 196V195H169ZM172 196V195H171ZM8 197V196H7ZM19 197H20V194L19 195H16V196H14V200L12 199L11 200V198H12V196L11 197H8V198H10L9 200H8V198H7V204H8V202L9 203H11V208H12V206L13 207H15L16 208V206L18 205V204H21L20 203V199H19ZM23 197H20L21 198V201H23ZM46 198V203L47 204H45V202H44V204H42L43 202L41 201L40 202V200H39V203L42 205V206H45V207H41V205L36 201L35 202V199H37V198ZM59 197V199H57ZM74 197V196H73ZM150 197H152V196H150ZM149 197V198H150ZM164 198H165V196H163ZM163 197H161V198H163ZM207 197H209V196H207ZM236 197H238L237 199L239 200V197L240 196H236ZM236 197L234 198V199H236ZM243 198H245L244 196H242ZM261 197V196H260ZM41 198V199H42ZM153 198V197H152ZM161 198H159L158 200H156V201H158L159 202V200H161ZM171 198V197H170ZM188 198V197H187ZM241 198V197H240ZM31 199L32 200H34L33 202L31 201ZM47 199H48V201H49V203H48V201H47ZM64 199V200H63ZM84 199V198H83ZM151 199V198H150ZM166 199V198H165ZM164 199V201H166V202H169V201H167V200H169L168 199V196H167V199L165 200ZM171 199H173V198H171ZM170 199V200H171ZM230 200H231V197L229 198ZM236 199V200H237ZM247 199V198H246ZM263 199V201H264V198H262ZM26 200V201H25ZM43 200V199H42ZM73 200H75V199H73ZM112 200V199H111ZM184 200H185V198H184ZM184 200H182V202L184 201ZM190 200V199H189ZM233 200V199H232ZM240 200H243V199H240ZM239 200V201H240ZM248 200V199H247ZM261 200V199H260ZM56 201V202H57ZM72 201V202H71ZM104 201V200H103ZM154 199H153V202H156ZM163 201V200H162ZM162 201H160L161 203H163V204H161L160 202V204L159 205H157L158 204V202H156V204L155 203H153L152 202V200H151V203H153V204H155V205H157L158 207L159 206H164V201L162 202ZM233 201H235V200H233ZM239 201H237L238 203H241V201L239 202ZM244 201V200H243ZM249 201V203H251L250 201H251V199L250 200H248ZM1 202V201H0ZM30 202H32L31 203V205L29 204ZM34 202L35 203H38L37 205L35 204L34 205ZM52 202H54V201H52ZM56 202H54L55 203V205L53 204V206H56V204L58 205V203H56ZM130 202H133V200L132 201H130ZM129 202V203H130ZM135 202V201H134ZM148 202V201H147ZM180 203L179 204V207L181 208L183 205H185V204H183V203ZM186 202V201H185ZM70 203V204H69ZM209 203V202H208ZM238 203L237 204H235V205H237V206H235L234 205V209L237 207L238 208ZM245 203V202H244ZM248 202H247V204H249ZM3 206H4V203L2 202L1 203ZM7 204L5 203V207H7ZM24 204H25V206H24ZM30 205V211H28V207H29V205ZM32 204H33V206H35V207H33L32 206ZM48 204H49V206H48ZM132 204V203H131ZM149 204V203H148ZM153 204H149V205H153ZM170 204V203H169ZM168 204V205H169ZM183 204V205H182ZM230 204V203H229ZM252 204H253V202L251 203V205L250 206H252ZM263 204V203H262ZM47 205V206H46ZM58 205V206H59ZM130 205V204H129ZM154 205V206H155ZM165 205H167V203L165 204ZM211 205V204H210ZM209 205V206H210ZM224 205V204H223ZM231 205H233V204H231ZM3 206H2V209H4L3 208ZM19 206V205H18ZM17 206V207H18ZM22 206V205H21ZM68 207V208H65V207ZM148 206V205H147ZM156 206V207H157ZM171 206V207H170ZM170 206H168V207H170V209H167V207H163V209L165 210L164 212H167L168 210H171V212L169 211V213H164L162 210V208H159V209H162V210H159V209H155L153 212H152V216L150 217V219H147L146 220V217L144 218V220H146L145 221V225L144 224H142L143 222H144V220L142 219V223H140V225L142 224L143 225V227L145 226V228H150L151 230H148V229H146V230H148V231H150V232H148V233H151L152 234V236H153V239H150L149 237V234L147 233H144V234H146L147 236H145L144 235V237L146 238V240H149L148 242L146 241V244L145 243H140L139 244V240L138 239H141V238H136L138 241H136V239H134L136 242H138L137 244H136V242H134V241H129V242H131V245L132 246H130V243H127L126 242V240H120L121 242H123V243H127L128 244V246H126V244H125V246L126 247H124L125 249L126 248H128V247H130V249L132 250H134V252L135 253H133V250H132V254H133V259H132V261L130 260L132 257L131 256H128L129 255V253L131 252V250L130 249H128V250H130V252L127 254L126 252H125V250L123 249V247H122V245H124V244H122L120 241V243L119 244H121V245H119V246H121L122 248L121 249H123V253L121 252V254L118 252V251H121V249H119V250H117V252H118V254L120 255V258H122V257H127V258H125L126 259V261H124V262H128L129 260L131 261L130 263L128 262V263H125V264H137L136 263V261L138 260V261H140L141 262V260H139L140 258L142 259V256H144L145 258H147L148 259V257L147 256H154L155 257V255H157L159 258V260H160V257L162 256V253H163V260L165 259V260H167V262H168V259H169V263L170 264H234V262L235 261H237L238 259L240 260V261H242L240 258L242 257V258H244L246 261H244L245 263L247 262V258H246V255H241V254H239V255H241L240 257H239V255H238V253H236L237 252V250H239L240 249V247H238V246H240V245H238V243L240 244V242H238L237 243V245H236V249H237V247L239 248V249H237L236 250V255H238V257L236 256V258H235V254L233 255L234 257L232 258V261H229L228 260V258H230V257H228L227 259L226 258H224V256L225 255H223L224 253H223V250H224V248H223V246H225V248H226V246L227 245H224V243H221V241H223L222 240V237H221V235H217V234H221V233H224V231H222V230H224L223 228H221L222 230H220L219 228H216L215 226L214 227H212V231H210V230H207L206 229V231H204V229L202 230V232H201V230H197V229H195V231L194 230H191V227H190V225H192L193 224V222H192V220H194V223H195V219L193 218V217H191V213L190 212H188V214H189V217L188 218H186L187 217V211H185V209H187L186 207H187V204H186V206H184L185 208H182V210H179L178 209V207L175 205L174 207H173V205H170ZM241 206V205H240ZM243 206H245V205H243ZM254 206V205H253ZM8 207H10L9 205H8ZM36 207H40V209L39 208H37L36 209ZM71 207V206H70ZM156 207H154V208H156ZM176 207H177V210L175 211V209H176ZM205 207H207V205L205 206ZM227 207V206H226ZM11 208H9V209H11ZM28 208V209H27ZM32 208H35L36 210H32ZM91 208V207H90ZM122 208V207H121ZM209 208V207H208ZM244 208V207H243ZM246 208H248V206H246ZM0 209H1V207H0ZM8 209V210H9ZM26 209H27V212H26ZM39 209V210H38ZM66 209V210H65ZM130 209V208H129ZM140 209V208H139ZM146 209H147V207H146ZM149 209H150V206H149ZM152 209V208H151ZM184 209V210H183ZM192 209V208H191ZM23 210V211H22ZM67 210V211H68ZM114 210V209H113ZM126 210V209H125ZM148 210V209H147ZM157 210V211H156ZM174 210V211H173ZM206 210V209H205ZM210 210H211V208H210ZM230 210V214H232V212L234 211H231V209H229ZM0 211H4V210H0ZM10 211V210H9ZM16 211H18V210H16ZM35 211H39L38 213L36 212L35 214H37V215H34V213L33 212H35ZM46 211V212H45ZM49 211H50V213H49ZM55 211H57V209L55 210ZM66 211V212H67ZM179 211V212H178ZM182 211V212H181ZM189 211V210H188ZM237 211V210H236ZM31 212V213H30ZM48 212V213H47ZM111 212V211H110ZM143 212V211H142ZM149 212H150V210H149ZM178 212V213H177ZM183 212H184V214H183ZM185 212H186V214H185ZM214 212H215V210H214ZM8 213V212H7ZM14 214H15V211L13 212ZM33 213V214H32ZM45 213V214H44ZM144 213V212H143ZM145 213H146V210H145ZM148 213V212H147ZM199 212H197V214H198ZM208 213H209V211H208ZM215 213H217V210H216V212ZM234 213V212H233ZM1 214V213H0ZM4 214H6V212L4 213ZM4 214H3V216H4ZM9 214V213H8ZM30 214V216H31V214H32V216L34 217H28V215ZM209 214H211V213H209ZM208 214V216H210ZM220 214V213H219ZM218 214V215H219ZM238 214V213H237ZM243 214H244V212H243ZM243 214H241L240 215V218L242 219H244V217L246 216V215H243ZM262 214V213H261ZM181 215H184V220H183V216H181ZM186 215V216H185ZM207 215V214H206ZM212 215H214V213H212ZM218 215H217V218H215V220L216 221H219V223H218V226L220 225V222H224V220H225V216H226V214H220V219H218ZM225 215V216H224ZM242 215L244 216V217H242ZM8 216V215H7ZM41 216V215H40ZM144 216V215H143ZM148 216V215H147ZM234 219H236L235 221H237V220H240V219H237V217L235 218L234 217V214H232L231 215ZM259 216V215H258ZM5 217V216H4ZM21 217V216H20ZM36 217V218H37ZM79 217V216H78ZM216 217V216H215ZM221 217H223L224 218V220H222L221 221ZM228 217V216H227ZM226 217V218H227ZM3 218V217H2ZM7 218V217H6ZM9 218V217H8ZM7 218V219H8ZM45 218V217H44ZM43 218V219H44ZM47 218V217H46ZM48 218V222H51L52 223V221L50 220ZM137 218V217H136ZM189 218H191V219H189ZM232 218V219H233ZM239 218V217H238ZM261 218H263V217H261ZM0 219H1V217H0ZM38 219V218H37ZM42 219V220H43ZM187 219H189L188 221H186ZM212 219V218H211ZM213 219H214V217H213ZM212 219V220H213ZM218 219V220H217ZM242 219V220H243ZM3 220V223H6L7 222V224H8V221L9 220H7L6 221V219H2ZM2 220H1V222H2ZM20 220L21 221H24L25 223L26 222H28L29 224H25V223H23V225L22 226H24V224H25V228L23 227L22 228V226H20V224H22L21 222H20ZM209 220V219H208ZM141 221V220H140ZM186 221V222H185ZM216 221H214L213 220V222H216ZM253 221V220H252ZM256 221V220H255ZM258 221V220H257ZM256 221V222H257ZM1 222H0V224H1ZM19 222H20V224H19ZM46 223V220L45 221H43V223ZM183 222V223H182ZM211 222V221H210ZM238 222V221H237ZM240 222V221H239ZM250 222V221H249ZM254 222V221H253ZM255 222V223H256ZM261 222V221H260ZM2 223V224H3ZM37 223V222H36ZM55 223V222H54ZM190 223V224H189ZM217 223V222H216ZM243 223V222H242ZM2 224H1V226H2ZM7 224H3L5 227H4V229H6V230H4V231H2L1 232V229L3 228H1L0 229V234L2 235V233L4 232L5 233V231H8V232H6L7 234H5V239H3V240H7L9 237L8 236H6V235H11V234H13V233H11V230H12V224H9V227L7 226ZM38 224H39V222H38ZM136 224V223H135ZM135 224H133V226L132 225H130L129 227H135L134 225ZM251 224V223H250ZM254 224V223H253ZM253 224H251V226L253 225ZM257 224H259V226H260V223L258 222ZM28 225V226H27ZM37 225V224H36ZM43 225V224H42ZM137 225V224H136ZM139 225V224H138ZM137 225V228H138V231H140V232H138V231H136V227H135V229L134 228H132L131 227V229H134V231L135 232H138V234L141 236H143V231H142V227L141 226H138ZM203 225V224H202ZM14 226V225H13ZM41 226V224H39V227ZM193 226V225H192ZM213 226V225H212ZM217 226V227H218ZM222 226V225H221ZM250 226V227H251ZM255 226H256V224H255ZM18 227V228H19ZM29 227V230L27 229ZM37 228H39L38 226H36ZM35 227V229H37ZM129 227H127V230H126V228H125V230H123V232H122V237H123V235L125 234V235H127V233H128V230H129ZM244 227V226H243ZM242 227V228H243ZM248 227V226H247ZM253 228V231H254V229H257V227L258 226H256L255 228H254V226H252ZM10 229V231L9 230H7V229ZM144 228V229H145ZM190 228V229H189ZM215 228V229H214ZM245 228V227H244ZM264 228V227H263ZM27 229V230H26ZM34 228H33V230L31 229V231H33L34 232V230H35ZM40 229V228H39ZM130 229V230H131ZM185 229L187 230V234L188 233H190V232H193L194 233V235L192 236H190V237H188V235L186 234V233H184V232H186L185 231ZM192 229H194V226H193V228ZM211 229V228H210ZM220 230V232H219V230ZM239 229V228H238ZM247 229H249V228H247ZM247 229H244V230H246V231H248ZM261 229H262V227H261ZM260 227L258 228V231H259V233L260 234H262V232H260ZM129 230V234H130V236H129V234L127 235V238H128V236L131 238V237H133L134 238V232L132 231V233H133V236H131L132 235V233H130L131 231ZM174 230H175V233H176V235H179V237H177L176 235H175V233L173 234V232H174ZM190 230V231H189ZM214 230H215V232H214ZM38 232H40L39 230H37ZM127 231V232H126ZM169 231V232H168ZM172 232V234H171V236L173 235V239H175L176 237V242L174 241V243L173 242H167L169 239H167V238H169L168 236H170V234L169 233H171ZM218 231V232H217ZM222 231V232H221ZM258 231H256L255 230V232H257L256 234L259 236V234H258ZM262 231L264 232V230L262 229ZM10 232V233H9ZM125 232V233H124ZM146 232V231H145ZM167 232H168V234H167ZM230 232V231H229ZM245 232V231H244ZM4 233H3V235H4ZM9 233V234H8ZM141 233V234H140ZM182 233H183V235H182ZM230 233H232V232H230ZM237 233H238V235H240L239 233V231H237ZM237 233H236V235H237ZM242 233V232H241ZM137 234V235H138ZM187 236H186V235ZM264 234V233H263ZM1 235H0V238H1ZM3 235H2V237H3ZM14 235V234H13ZM13 235H11V238H12V236ZM24 234L22 233V235H20V236H23ZM163 235H166V236H164V237H166V240H163V239H161V238H159L160 236H163ZM180 235H182V236H180ZM223 235V234H222ZM24 236H26V235H24ZM170 236V237H171ZM176 236V237H175ZM183 236H185V237H183ZM216 236H220L219 238L221 239V241H220V239H219V241L217 240V238H216ZM256 236V235H255ZM263 236V237H262ZM262 236H260V237H262V238H264V235H262ZM7 237V238H6ZM16 237V238H17ZM138 237V236H137ZM240 237V236H239ZM246 237V236H245ZM248 237V236H247ZM249 237H250V235H249ZM248 237V238H249ZM10 238V239H11ZM14 238V237H13ZM13 238H12V240H13ZM120 238V237H119ZM126 238V236L125 237H123L122 239H125ZM130 238H128V239H130ZM145 238H143L144 239V241H145ZM149 238V239H148ZM171 238V239H172ZM254 238H256L255 240L253 239V240H250L251 242L252 241H256L258 238L257 237H254ZM172 239V240H173ZM228 239V238H227ZM249 239H251V238H249ZM261 239V238H260ZM9 240V239H8ZM6 241V243L5 242H2V243H4V245H6L7 247H10L8 244H9V241ZM14 240H15V238H14ZM21 240H23V238H21ZM131 240H133V239H131ZM142 240V239H141ZM216 240V241H215ZM125 241V242H124ZM245 241H247V240H245L244 239V242ZM261 241V240H260ZM264 241V240H263ZM0 242H1V240H0ZM19 242V241H18ZM160 242H162V244L164 243H166L165 245H162ZM235 242V241H234ZM242 242V241H241ZM1 243V244H2ZM12 243V242H11ZM26 243H28V242H25V244ZM157 243V244H156ZM160 243V244H159ZM218 243H220V245H222V247L221 248H219L218 246H219V244ZM249 243V242H248ZM253 243V242H252ZM63 244H64V241H63ZM234 244V243H233ZM232 244V245H233ZM245 244V243H244ZM243 243H241V246L242 245H244ZM260 244V243H259ZM263 244V243H262ZM23 245H24V243H23ZM66 245L67 246H65V247H67V248H63L64 250H66L65 251V253H67V255H68V251H70V250H68V249H70L71 248V246L69 245L68 246V242L66 243ZM167 245V246H166ZM231 245V246H232ZM252 245V244H251ZM20 246V245H19ZM27 246H28V244H27ZM26 245H25V247H27ZM109 246V245H108ZM107 246V247H108ZM168 248V249H172L171 251H172V255L171 256H169V255H165V253L164 252H166V247ZM260 246V245H259ZM264 246V245H263ZM24 247V248H25ZM29 247V246H28ZM26 248L27 250H29V248ZM118 247V246H117ZM142 247V248H141ZM248 247V246H247ZM6 248V247H5ZM23 248V249H24ZM79 248V247H78ZM139 248H141L142 249V251H137ZM188 248V249H187ZM190 248V249H189ZM219 248V249H218ZM223 248V249H222ZM230 248V247H229ZM244 247H241V249L242 250H244L243 249ZM249 248V247H248ZM263 248V247H262ZM11 249V248H10ZM22 249V248H21ZM62 249V251L64 252V250ZM117 249V248H116ZM141 249H139V250H141ZM231 249V248H230ZM233 249V248H232ZM247 248H245V250H246ZM255 249V248H254ZM1 250V249H0ZM5 250V249H4ZM20 250V249H19ZM25 250V249H24ZM26 250V251H27ZM30 250H31V252L33 251V249H31L30 248ZM35 250V249H34ZM128 250H127V252H128ZM220 250V251H219ZM235 250V249H234ZM10 251V250H9ZM16 251H18V250H16ZM16 251H14V252H12V251H10V252H12L13 254H11V255H14V253L16 252ZM25 251V252H26ZM61 251V252H62ZM162 251H164V252H162ZM216 251H218V252H216ZM229 251V250H228ZM247 251H248V249H247ZM247 251H246V253H247ZM1 252V251H0ZM25 252H24V254H25ZM124 252H125V254H127V255H125L124 254ZM225 252V251H224ZM6 253H8V252H6ZM17 253V252H16ZM41 253V252H40ZM167 253V252H166ZM239 253H240V251H239ZM242 253V252H241ZM258 253V252H257ZM257 253H256V260H258V262L261 260V258H262V256H263V254L264 253H259L260 255H262V256H260V255H258V257L260 258V260L259 259H257ZM1 254V253H0ZM23 254V255H24ZM28 255L30 254V252H28L27 253ZM31 254H33V253H31ZM70 255H66L67 257H68V259H69V257H70V259H71V251H70V253H69ZM88 254V253H87ZM91 254V253H90ZM123 254H124V256H123ZM228 254V253H227ZM255 254V253H254ZM7 255V254H6ZM10 255V253H9V255H7L8 257H10L11 256ZM26 255V254H25ZM34 255H36L35 253H34ZM50 256V254H47V256ZM73 255H75V254H73ZM121 255H122V257H121ZM131 255V254H130ZM164 255H165V257H164ZM21 256V255H20ZM30 256H32V255H30ZM45 256V255H44ZM156 256V257H157ZM255 256V255H254ZM6 257V256H5ZM8 257H6V258H8ZM13 257V256H12ZM15 257H18L17 255L15 256ZM42 257V256H41ZM41 257H36V258H38L40 261H42V263H43V260H41L40 258ZM53 257L54 256H52L51 257V259H53ZM59 258H60V256H58ZM67 257H64V259L65 258H67ZM73 258L74 257H76V256H72ZM129 257H131V258H129ZM143 257V258H144ZM155 257V258H156ZM253 257V256H252ZM251 257V255H250V258H252ZM5 258V259H6ZM11 258V257H10ZM32 258V257H31ZM31 258H28L27 257V259L26 260H31ZM45 258H46V256L44 257V260H45ZM55 258V257H54ZM72 258V259H73ZM119 258V259H120ZM129 258V260L127 261V259ZM149 258H151V257H149ZM230 258V259H231ZM35 259V258H34ZM33 259V261H36L37 262V259H35L34 260ZM50 259V258H49ZM50 259V260H51ZM61 259V258H60ZM63 259V260H64ZM123 259V258H122ZM147 259H144V260H147ZM157 259V260H158ZM248 259H249V257H248ZM253 259V258H252ZM25 260V261H26ZM28 260V261H29ZM54 260H56V259H54ZM98 260V259H97ZM96 260V261H97ZM108 260V259H107ZM143 260V261H144ZM149 260V259H148ZM159 260L157 261V264H159L158 262H159ZM163 260L161 261L160 260V262H163ZM165 260H164V262H165ZM235 260V261H234ZM238 260V261H239ZM250 260V259H249ZM262 260H264V256H263V258H262ZM261 260V261H262ZM27 261V263H29ZM32 261V262H33ZM40 261H38L37 263L39 264V263H41ZM59 261V260H58ZM57 261V262H58ZM61 261V260H60ZM77 261H78V259H77ZM155 261V260H154ZM234 261V262H233ZM238 262L239 264H241V262ZM253 261V260H252ZM251 261V263L250 264H255V263H258L257 261H255V263L254 262H252ZM260 261V262H261ZM10 262V261H9ZM8 261H7V263H9ZM31 262V263H32ZM35 262V263H36ZM51 262V261H50ZM52 262H53V260H52ZM55 262V261H54ZM79 262V261H78ZM124 262H121V263H123L124 264ZM148 263L150 262V261H147ZM162 263V264H167V263ZM227 262H230V263H227ZM243 262V261H242ZM244 262L242 263V264H244ZM264 262V261H263ZM263 262H261V263H263ZM5 263V262H4ZM25 263V262H24ZM61 262H59V263H54V264H60ZM139 263V262H138ZM144 263V262H143ZM146 263V262H145ZM168 263V264H169ZM236 263V262H235ZM238 263H236V264H238ZM3 264V263H2ZM43 264H46L45 263V261H44V263ZM147 264V263H146ZM151 264H153V263H151ZM247 264V263H246ZM259 264V263H258Z\"/></svg>",
  "mask_w": 264,
  "mask_h": 264
},
{
  "label": "rangeland",
  "instance_id": "2",
  "mask_svg": "<svg viewBox=\"0 0 264 264\" xmlns=\"http://www.w3.org/2000/svg\"><path fill=\"white\" fill-rule=\"evenodd\" d=\"M163 2L165 1V0H162ZM162 1H160V2H162ZM184 1H189V0H183V3H184ZM193 1V0H192ZM208 1V0H207ZM229 1V2H228ZM243 0H214V3H213V1L211 0V2L212 3H209L210 5L211 4H214L213 5V7L219 2V4L218 5H216L215 7H214V9L213 8H209V6L208 5H206V7H207V13H205V14H209L210 15V13H212V15H215V16H209V18H210V20L207 18L208 16L207 15H205L204 16V18H202L201 17V15H200V13H199V19L201 18V20L200 21H202L201 23L203 24L202 25V27H200V25L198 26V31H199V27H200V29L202 30V29H206L207 31L208 30H212V28H214L212 31L210 30V32L206 35L205 34V31H204V34H202V32L203 31H201L200 32V34H202V35H205V36H208V37H206V40L208 41V39L207 38H212V40H210L209 39V41L211 42L210 44L212 45V43H214L215 41H214V39H213V37H212V34H213V32H216L217 33V31H216V29L217 30H219L218 31V33L220 32V29L221 28H223V34H225V32H227L228 30V32L229 33H227L226 35H230V34H232V33H234L235 31L234 30H236L237 28H238V32H240V31H244L243 30V28L245 27V28H247L246 26H248L249 25V27L248 28H251L252 29V27H255L256 29L258 28L259 29V27H256V26H258V24H256V26H255V22L257 23L258 21V19H263L264 20V16H263V13L264 12H262V15H261V6L260 5H262V4H264L263 3V1L262 0H254L255 2H252V3H250L249 1H247L246 2V0H244V3L242 2ZM260 1V2H259ZM153 2V3H152ZM154 2L155 1H153V0H130V3H131V5H132V7L133 6H135V7H137L138 6V9H142V7L143 8H145L143 11L144 12H147V13H149L148 15H149V17H151V20H152V16H154V18H157L159 21H160V24H159V21L156 19V22H158V25L159 26H161L162 27V25L164 26V24L163 23H165V24H169L170 22V24L168 25H165L163 28L166 30V31H168V33H170V32H172L173 30H175L176 28V30H178V27H177V25L175 24V23H173L174 21V19L172 20L171 19V16L169 15V14H167V13H165V11H167L168 12V10H166V8H170L171 7V5H172V3H173V1H168L167 0V3H166V1H165V5H162V4H160V2L159 1H157V2H155V4H160V5H162L164 8H165V11H164V8L161 10V7L162 6H157V10H156V6L154 7ZM169 2L171 3V5H169ZM217 2V3H216ZM222 2V3H221ZM243 3L244 4V7H242L243 6V4H242V6H241V3ZM245 2L246 3H248L247 5H250V8H247V7H249V6H247V7H245ZM256 2H258V3H256ZM261 2H262V4H261ZM182 3V4H183ZM186 3V2H185ZM206 3H208V2H206ZM216 3V4H215ZM222 5H221V4ZM229 3V4H228ZM260 3V4H259ZM149 4V5H148ZM192 4V3H191ZM201 4H204V3H201ZM228 4V5H227ZM254 4V5H253ZM256 4V5H255ZM259 4V5H258ZM151 5V6H150ZM185 5V4H184ZM251 5H253V6H256V7H258V8H254L253 6H252V8H251ZM148 6V7H147ZM212 6V5H211ZM229 8V6H230V10L229 9H226L227 7ZM234 6V7H233ZM263 6V5H262ZM224 7H226V8H224ZM237 7H239L238 9H242L243 8V10H241V12L243 11V14H244V8L246 9L245 11L246 12H248V11H251V10H253V11H251L254 15H251L250 17L251 18H249L248 20H247V17H249V15H250V13H246V14H244V15H248L247 17L246 16H244V15H242V20H241V18H240V20L242 21V23L238 20H235L236 18V15H234V13H236V12H238L239 13V15L240 14H242L241 12H239V10L237 11L235 8H237ZM134 8V7H133ZM148 8V9H147ZM160 10H159V9ZM219 8V9H218ZM221 8H223L222 10H220ZM147 9V10H146ZM209 9H211V11H209ZM251 9V10H250ZM263 9V8H262ZM146 10V11H145ZM206 10L205 11H203V12H206ZM215 10H217V12H218V14L217 15H219V12L220 11H223V10H225L226 11V13L228 14V13H230V15H229V18L232 20V21H237V23H239L240 22V24L241 25H239L238 24V26L236 25L235 26V23L236 22H231V21H229L228 19V17H226L225 18V16H224V14L226 15V13L225 12H223V18H222V13L220 12V14H221V16H217L216 15V11ZM219 10V11H218ZM248 10V11H247ZM255 10H256V12H255ZM264 10V9H263ZM262 10V11H263ZM143 11H142V13H143ZM154 11V12H153ZM160 11V12H159ZM141 12V11H140ZM197 12V11H196ZM215 12V13H214ZM257 12L258 13H260V17L258 18L257 16H258V14H257ZM169 13V12H168ZM144 14V13H143ZM171 14V13H170ZM201 14H202V12H201ZM204 14V13H203ZM255 14H257V15H255ZM156 15V16H155ZM169 15V16H168ZM143 16H145V17H148L147 15H146V13L143 15ZM207 16V17H206ZM227 16V15H226ZM232 18H231V17ZM241 16V15H240ZM253 16V17H252ZM261 16H262V18H261ZM148 17V18H149ZM238 18H239V16H237ZM154 18H153V20H152V22L154 21ZM205 18H207L208 20H206ZM216 18H217V20H216ZM218 18H220L219 20L221 21V23H220V21L218 22ZM233 18H235L234 20H233ZM203 19V20H202ZM222 19V20H221ZM226 19V20H225ZM167 20H169V22H167ZM213 21V24H216V25H213V24H211V22ZM163 21V22H162ZM205 21H207V27L204 25V24H206L205 23ZM208 21H211V22H208ZM214 21H217V22H214ZM223 21V22H222ZM244 21V22H243ZM252 21H254V23L252 22ZM155 22V21H154ZM155 22V23H156ZM248 22L249 23H252L253 24V26L251 25V24H248ZM261 22H263L262 24H264V21H259V23H260V25H261ZM172 23H173V26H172ZM200 23V24H201ZM218 23V24H217ZM230 23V24H229ZM236 23V24H237ZM157 24V23H156ZM155 24V25H156ZM210 24V25H209ZM220 24V25H219ZM242 24H245V26L244 25H242ZM176 25V26H175ZM224 25H226V26H224ZM259 25V26H260ZM168 26V27H167ZM215 26H217V27H215ZM221 26V27H220ZM241 26L243 27L242 28V30H239V29H241ZM250 26H252V27H250ZM174 27V28H173ZM206 27V28H205ZM209 27V28H208ZM228 27V28H227ZM246 29V30H249V31H251L250 33L251 34H253L254 35V33L253 32H255L256 31V29L254 28V29H252V30H255V31H253L252 32V30H250V29ZM230 29H231V31H230ZM257 29V30H258ZM261 29H262V26H261ZM245 30V31H246ZM198 31H197V33H198ZM221 31H222V29H221ZM233 31V32H232ZM244 31V32H245ZM249 31H246V32H249ZM178 33L180 32V33H182L183 31L182 30H178L177 31ZM231 32V33H230ZM259 32L260 33H262L261 31H260V29H259ZM196 33V34H197ZM216 33H214V38L217 40H220V39H222V37L219 39V38H216V37H218L217 35H216ZM221 34L220 35H222V32H220ZM255 33H257V31L255 32ZM263 33H264V30H263ZM237 33H235V35H236ZM243 34V33H242ZM242 34L240 35H236V37L238 36H242ZM245 34V33H244ZM243 34V35H244ZM250 34V35H251ZM198 35H199V33H198ZM247 33L245 34V36H243V39L244 38H246L247 37ZM257 35H258V33H257ZM262 35V34H261ZM260 34H259V36H261ZM196 36V35H195ZM223 36V35H222ZM231 36V35H230ZM234 35H232L231 36V38H233V39H229V40H231V41H226V36L224 35V37H226L225 39H222L223 40V42H222V40H220V43L222 42V44H228V49H226L227 48V46L224 48L225 50H224V52H226L227 50V52H230V54L229 53H227V57H228V54H229V56L230 55H232L231 53H234V51H235V49L237 48L238 49V47H239V45H237V47H236V44L238 43H241V42H238L240 39V37L237 39V43L235 42V44H234V42H233V51H232V46L230 45V43L232 42V40H236V38H235V36L233 37ZM252 36V35H251ZM263 36V35H262ZM220 37V36H219ZM250 37V36H249ZM256 35L255 36H252V37H250V39L252 38L253 40H251L252 42L251 43H249L248 41L249 40H247L246 39V41H244L243 39H241V41L243 40V43L244 44H246V43H249V44H246L245 45V47L247 48H242L241 46L239 47V50H240V48H241V55H243L244 54V58L245 59H243V58H240V60H238L239 59V57H238V55H236L238 58H236L237 60L235 61L234 60V62L232 63L230 60H228V61H230V63H229V65L228 64H225L224 65V63H228V61H225V59L227 58V57H225L224 55H226V53H224L223 54V52H222V55L225 57L224 58V60L223 61H225L224 63L222 62V57H221V54L220 53H217V52H215V51H217V48L219 47V45H220V48H222L221 47V44H219V41L217 42V44H219L217 47H216V45H210L209 44V41L207 42V41H205V43H204V37L201 39L202 41H199V36L197 37H195V39L194 40H196V42H200L201 43V45L203 46L204 45V48H201V49H204V50H200L199 52H201V53H199V52H195L196 50H197V48L199 49L201 46H200V44H199V46H197L198 45V43H194V42H191V45L194 47V49L196 48L195 47V44H196V46H197V48H196V50L194 51V53L193 54H191L189 57H188V55H187V57L185 56V58L184 57H182V62H180V63H183V60H184V63H183V65L181 66L180 65V63H179V67L181 66V67H183V66H185L184 64H186L185 63V61L187 60L188 62H189V65L187 66L188 68H186V66H185V69L188 71V73H187V71L186 72H184V70L183 69H181L180 70V72H184V73H187V74H185L186 76H185V80H186V78L189 76V78H190V80H189V78H187L189 81H188V83L187 84H189L188 86L186 85V83H184L185 85V87H189L188 89H190V90H192L191 88H193V90H196L195 89V87H198L197 88V90H196V93H195V91H193V92H190V94H189V91H188V89H186V88H184L183 86V88H181L180 90H182L183 89V91L187 94V95H192L193 94V96H191V98L189 99V98H187V97H189V96H187L185 93H183V91H180L179 92V98H181L180 97V93L182 92V100L180 99H178L179 101H182L183 102V104L181 103V102H178V100H176L177 102H175L176 104H178V103H180L181 105H180V108L181 109H183L184 108V110H182L181 111V109H177L176 110V107L174 108L173 106H171V107H173L174 109L172 110V109H170V110H167L168 112H164L165 114H166V116H161V114L160 113H163L162 111H165V109L166 108H163L164 107V104H166L165 105V107L166 106H169V103H168V101L166 102V103H164V104H162L161 102L162 101H164L163 100V98H162V96L161 97H157V96H155L156 95V93L154 94V95H152L151 96V98L149 97V96H146V101L144 102V104H142V106L140 105V106H138L139 104H141V101L139 102V104H133L134 102H135V100H137V99H134V102L132 103V104H129V105H131V106H128V108L129 107H131V109H132V107H134V110H132L131 112H133V114H137V113H142V112H144L145 113V115H146V117L147 118H154V120L156 121V120H158V124H160L159 125V129H158V132H156V134H152V136H148V138H144V137H146V136H144L143 134V137H141V139L139 140V138L138 137H140V136H136L135 138H138V140L140 141V145L141 146H139V144H138V146L139 147H142V148H144L145 146L147 147V146H152L150 149H148V151H150L151 149H152V151H153V149H154V151L151 153L152 155H154L155 156V159H156V156H159L158 154H161V157L162 156H169V157H167L166 159H168L169 158V160L170 159H172V158H170L171 156H172V154H173V157H175V158H177V159H179V157H182V155H183V153H185L186 152V154H192V156L191 157H193L194 159H190L189 161L191 162L190 164H188V162H186V160H188L187 158L185 159V157H182L183 159H185L184 161L186 162V166H184L185 165V163H183L182 164V162H181V158L178 160V162H176V161H171V162H169V163H171V164H173V165H171L170 164V166H171V168L169 169L170 171L172 170V173H173V171L175 170V173L174 174H172V173H170L168 170H165V169H167L168 167H170V166H168L167 168L164 166V171H160L159 170V168L158 167H160V169H161V165L163 166V165H167V161H164V160H166V159H163L162 161H164L166 164H163L164 162H162V164L160 165V166H158V165H156V166H154L155 164H159L158 162L160 161V159L158 160V161H156V163L155 162H153V163H155V164H152L153 166H154V168L155 167H157L158 169H157V171H159V173H156L157 171L152 167V165L151 164H149V162L152 160V158L154 157V156H148V157H151L150 159L148 158V161H145V160H143V162H142V160H141V162H140V160L139 161H136V159H135V157L134 156H136V154H140V153H136V154H134V158H133V161L135 162V163H129L130 161H132V160H128L127 159V161H128V163H129V165H128V163H127V161L126 162H121V161H125L126 160V157H129L127 154V156L125 157L124 156V158H125V160H124V158H123V160H119L118 158H120V157H118V158H115L114 160H118V162L117 161H114V160H112L113 161V164H111L112 163V161H111V163H110V161H108V160H106V161H108V164H106L107 162L105 161V165L102 167V165H100L99 166V168H100V170L102 169V168H105L106 170L105 171H100L99 169H97V170H95V172H93V174H91V178H89L88 176L86 177V178H89L90 180L89 181H87V182H89V183H87V182H85V180H83L86 184H84L85 186L87 185V184H89V187H88V185H87V190H85V186H80V187H82L84 190H82V188H81V190H82V192H81V190L79 191H74L73 192V190L75 189H73L72 190V192H73V194L74 193H76V195L78 194L77 192H81V194L79 195L78 194V196H75V194L73 195V194H71V193H69L70 191L69 190H71L73 187H76V186H78L79 184H81V185H83V183H82V179L81 180H79L81 183H79V181H78V183L79 184H77L76 183V185L74 186L73 184H75L74 182H75V180H76V182H77V176L78 175H76L75 173H72L71 171H69V170H67V172H68V174L66 173V177H68L70 180V184H71V182H73V184H71V185H73V187L71 188V189H67L66 187H64V185H62V188H60V187H58V186H56V183H58L57 185H61V183L62 184H64L65 182H66V180L65 181H62V182H60L62 179H63V177L65 178V176H63V174H61L62 173V171L64 172V170H65V165H63V163H62V166H64L62 169L60 168V166H61V163H60V165L59 164H56V165H58L57 166V169H61L62 171H60V170H58V171H60V172H55L57 169H56V165L55 166H53L54 167V169H55V171H54V174H55V176H56V173H57V178L54 176V178H55V180L53 179V181H56V179L58 180V181H56V183L54 184V185H52L51 184V189H49L48 187H47V189H49V190H47L46 189V191H45V195L43 194V192H39L40 194L42 193L43 195H44V197L45 196H47L48 197V199L49 200H51V203H49V201H48V199H47V201H48V203L49 204H51L50 206H49V204H48V206H49V210L51 209V206L53 207V209H54V212L55 213H53V211H51L52 213H53V216H54V219H56V214L58 215V211H59V208H61L62 206H65L64 204H66L70 209L67 211L66 209V211H64V210H62V209H64V208H62L61 209V214H60V216L58 215L57 216V219L56 220H54V221H52L53 219V217L50 215V217L51 218H49V215L48 214H46L47 216H44L43 215V209L45 210L46 208H41V210H39L40 209V207H36V209L37 208H39L38 210L39 211H41V213H38L37 211H35V212H33L34 213V215H37V214H35L36 212L39 214V217H35L34 215V217H35V219H30V221L31 220H34V222H33V224L34 225H32L31 223V225L32 226H38L39 227V224H41V226L39 227V228H37V229H35V227H33L35 230H34V232L33 231H31V229L33 230V228H31L30 227V231H24V232H22L24 229H20V227H19V225L16 227L15 225L16 224H18L17 222L19 221V218L21 219H23L25 216L27 217V214L29 213H27V214H25V213H23V215H24V217H22V215H19L20 213H21V211L19 210L20 208L19 207H23V204L22 203H25L26 204V202L28 203V201H26V202H24V197L23 196H21V195H23L24 194V196H25V193H24V191H26L25 190V185L23 184V183H21V182H23V179L22 178H26V180H27V178L29 179V180H31L33 177L36 179V176H35V173H34V171H33V173L30 171V170H32V169H30L29 167H31L32 166V164H31V166H30V163L29 164H27L29 167H25V166H27V165H25V166H21V167H25L23 170L19 167V166H16L20 161H16L15 162V160L14 161H11V162H9L8 163V161H7V163L8 164H10L9 166L11 167V166H13L14 165V163H16V165H14V166H16V167H12L11 169H13V168H15V169H17V167H19V169L18 170H20L21 172H24L25 174H27L29 171L32 173V175L30 174V172H29V175H31V176H33V174H34V176L33 177H31L30 176V178L29 177H27V176H29V175H26V176H22L20 179H22L21 181H20V179H19V175L17 174V178H14V180H17V179H19L18 180V182H20V185H19V183L18 184H16L15 183V181H14V183L16 184V186L14 187V183H12V181H8V180H6V182H8L9 183V185H8V183L7 184H5L6 182L2 179V178H0L1 180H3V181H0V184L1 183H4V185H8L7 187H8V189H9V187L11 186V184H10V182L12 183V188L14 187V189H12L11 187V189H12V192H13V195H12V192L11 191H9V192H11V196H12V198H11V200L13 199L14 200V196H16V195H19L20 194V197H23V201H21V198L19 197V199H20V203L21 204H18L17 206H16V208L15 207H13L12 206V208H11V203H9L8 202V204H7V201L10 199V198H8V197H11V196H9V194L6 196V197H2V198H5L3 201L0 199V207H1V209L0 210H4L3 212L2 211H0V217H1V219H0V222H1V220L4 218V219H6V221L7 220H9L11 217H13V215H16L15 217H13V218H11V222L12 221H14L13 219H15V218H17V215H18V221L16 222V224H12V223H10V220L8 221V224H7V222L6 223H3V220H2V222H1V224L3 223L4 225L5 224H7V226L9 227V224H12V230H11V233H13V234H11V235H13L12 236V238L14 237L15 238V240H14V238H13V240H12V238H11V235H6V236H10L8 239L10 240H8L9 241V246L10 247H7L6 245H4V243H2V242H5L6 243V241L7 240H3V239H5V234H7L6 232H8V231H5V233H4V235H3V233H2V235H3V237H2V235H1V238H0V240H1V242H0V264H38L37 262L38 261H40L38 258H36V257H41L40 259L41 260H43V263H44V261H45V263L46 264H54V263H59V262H61L60 264H123V263H121V262H124V261H126V259L125 258H127L128 256H131V257H129V258H131L130 260L132 261V259H133V257L135 256H133V254H132V250L130 249V247H128V248H124V247H126V246H128V244L127 243H130V246H132L131 245V242L132 241H134V242H136V241H138L139 240V244L142 242V243H145L146 244V241L148 242L149 240H146V238L144 237V235L145 236H147L146 234L148 233V232H150V231H148V230H151L149 227L148 228H145V226L143 227V225L142 224H146L145 223V221L147 220V219H150V217L153 215L152 214V212L155 210V209H159V208H162L163 209V207L165 208V207H167V209H170V205H173V207L176 205L177 207H178V209L179 210H182V208H185L184 206H186V204H187V209H185V211H187V217L186 218H188L189 217V214L191 213V217H193L194 219H195V223H194V220H192V222H193V226H194V229H192L193 228V226L192 225H190V227H191V230H194L195 231V229H197L198 231L199 230H201V232H202V230L204 229V231H206V229L207 230H210V231H212L213 229H212V227H216V228H219L220 230H222L221 228H223L224 230H222V231H224V233H219V234H217V235H221V237H222V240L223 241H221V239L218 237V236H216V238H217V240L219 241V239H220V241H221V243H224V245H227L226 246V248H225V246H223V248H224V250H223V255H225L224 256V258H228V257H234L235 256V258H236V256L238 257V255L239 254H243V255H246V258H247V264H250L251 263V261L252 262H254L255 263V261H257L258 262V260H256V253H257V259H259L260 260V258L258 257V255H260L259 253H264V238H262L263 236L262 235H264L263 233V231H262V229L264 230V201H263V199L262 198H264V194H263V192H264V136H263V131L262 130H264V122L262 121V119H264V83L262 84V79H264V77L262 76V73L264 72L263 71V69H264V67H263V64L264 63H260L261 62V60H259V56L260 57H262V51L263 50H259V52L258 51H255V49H253L254 50V52H252L251 51V48L253 47V46H255V44H257L256 45V47L258 46V49H259V44L258 43H260L259 42V39H258V43H257V40H256ZM201 38V37H200ZM228 38H229V36H228ZM255 38V39H254ZM249 39V38H248ZM226 42H225V41ZM193 41V40H192ZM264 41V40H263ZM225 42V43H224ZM230 42V43H229ZM253 43V44H252ZM211 46H209V45ZM242 44V43H241ZM262 44H264V42L262 43ZM243 45V44H242ZM249 45H250V47H249ZM191 46V47H192ZM235 46V47H234ZM244 46V45H243ZM193 47H192V49H193ZM213 47L216 49H214V50H212L213 49ZM250 49H249V48ZM262 47V46H261ZM210 48V49H209ZM235 48V49H234ZM253 48H255V47H253ZM263 48H264V45H263ZM193 49V50H194ZM237 49H236V53L239 51H237ZM257 49V48H256ZM262 49V48H261ZM208 50H212L211 52H209ZM220 50H222V49H220ZM203 51V52H202ZM205 51L207 52V54L209 55L210 53H212L211 55H213L211 58L212 59H214V58H217V59H214L213 61L211 60L210 61V56H209V58L208 57H206L205 58V56L207 55V54H204L205 53ZM245 51V52H244ZM246 51H249V54L250 55H252V56H248V52L246 53ZM216 53V55H214L213 53ZM218 52H220L219 51V48H218ZM251 52V53H250ZM261 52V53H260ZM236 53H234V55L236 54ZM240 53V51L238 52V54ZM245 53H246V55H245ZM255 53V54H254ZM199 54V55H198ZM219 54V55H218ZM253 55H254V59H255V57L257 58L258 57V59L256 60V64L255 65H257V67L259 66V68H257L256 69V66L255 65H253V64H250V63H252V61H253V63H255L254 62V59H253ZM70 57H69V59H68V61H67V65L65 64L64 65V63H65V61L64 60H61L62 58L60 57V56H58V57H54V58H52V60L55 62V66L57 67L58 65H59V63H60V65L62 66V68H61V66L59 67H57V68H60L59 69V72H61V73H59V75H57L56 76V80L55 81H57V80H59V76H61L62 75V77L63 76H65V75H67L71 70H72V66H71V64L72 65H74V64H76V62H78L79 61V57L78 56H74V53L73 54H71V55H69ZM191 56H192V58H193V60H192V58H191ZM221 57V59H219L220 57ZM233 56V55H232ZM235 56V57H236ZM74 57H76V58H74ZM78 57V58H77ZM241 57V56H240ZM246 57H248V59H249V61L246 59ZM263 57H264V52H263ZM262 57V58H263ZM184 58V59H183ZM187 58V59H186ZM233 58V57H232ZM261 58V59H262ZM73 59V60H72ZM198 59V60H197ZM205 59V60H204ZM228 59H229V57H228ZM230 59H231V56H230ZM242 59V60H241ZM71 60V61H70ZM77 60V61H76ZM196 60V61H195ZM202 60H203V62H202ZM252 60V61H251ZM259 60V65H258V63H257V61ZM58 61V62H57ZM186 61V62H187ZM215 61H216V63H215ZM233 61V60H232ZM246 61H248L249 63H247ZM73 62V63H72ZM195 64H194V63ZM219 62V63H218ZM223 63V66H230V67H228V71H229V68H230V73H232V71H231V69L233 70V73H234V71H235V69H237V71L240 69V70H242V69H244L243 70V72H241L242 73V75H241V79L240 80H243V81H248L247 79H250V77H251V80L253 79H255V77H256V79L258 80V78L260 79V80H262V81H260V80H258V81H260V84L258 83V84H255L254 86L253 85H250V80L247 82V83H244L245 85H243V86H247V89H249V90H247V89H240V90H243V94H242V96H244V100H242V97H240V99L241 100H238L239 102H235L234 100H236V99H232L231 101H229V100H227V95H228V93L230 92V90L231 89H229V88H232L233 90L235 89L234 88V86H238V84L236 83L238 80H235V78L236 79H238L239 77H235V75H233L232 76V74H231V76L228 74V71H226V69H225V67H223V69H222V63ZM237 62V63H236ZM263 62V61H262ZM70 63V64H69ZM177 62H174V63H172V65L174 66L175 64H176ZM190 63H192L191 65H190ZM221 63V64H220ZM198 64V65H197ZM210 64V65H209ZM235 65V67H234V65ZM261 64V65H260ZM165 65V64H164ZM163 65V66H164ZM167 65H169L167 68L164 66H162L164 69L166 68V69H168V68H172L173 66H171V64L169 63V64H166V66ZM195 65H197V66H195ZM200 65H202V66H200ZM232 65V66H231ZM243 65H244V67H243ZM246 65V66H245ZM253 67V66H255V68H254V71L252 70L253 68L251 67V66ZM64 66V67H63ZM68 66V67H67ZM171 66V67H170ZM178 66H174V68L175 67H177L178 68ZM189 66H191V68H189ZM221 67V68H219V67ZM260 66H262V67H260ZM65 67H67L66 69H65ZM194 69H193V68ZM196 67H198V68H196ZM207 67V68H206ZM241 67V68H240ZM246 67V68H245ZM64 68V69H63ZM203 68V69H202ZM212 68V69H211ZM227 68V67H226ZM233 68H235V69H233ZM263 68V69H262ZM63 69V70H62ZM164 69H160V70H157L158 72H159V74L161 75H164V74H166L165 72H167L166 70L164 71ZM178 69H180V68H178ZM189 69V70H188ZM208 69V70H207ZM260 69V70H259ZM262 69V70H261ZM163 70V72H161ZM176 70V72H174L173 71V68L171 69V73L172 72H174L173 74H177L178 75V71H177V69H175ZM192 70V71H191ZM194 70H196L195 72H194ZM214 70V71H213ZM223 70H225L226 72H227V74L225 73V71H223ZM259 71V72H257V71ZM189 71H190V73H189ZM209 72L208 74H206L205 73V78H204V81H201V78H200V75L202 74L201 72ZM213 71V72H212ZM237 71H235V73L237 72ZM262 73H261V72ZM161 72V73H160ZM182 72V73H183ZM224 72V74H223V76L224 77H222V75H221V73H223ZM240 71H238V73H239ZM195 73V74H194ZM200 74V75H198V74ZM219 73V74H218ZM237 73V74H238ZM256 73H258V74H260V75H257ZM158 74V75H159ZM173 74H171V76L174 78L175 76H177V75H173ZM197 74V80L195 79V75ZM256 74V75H255ZM188 75V76H187ZM203 75H204V73H203ZM206 75H207V77H206ZM230 76V77H226V76ZM254 75V76H253ZM264 75V74H263ZM181 76V75H180ZM221 77L220 79L222 80V83L224 82V84L226 83L227 84V86L229 85V83L230 82H232V83H230V85L228 86V89L229 90H227V88H226V84L224 85V84H222L221 82H220V79H219V77ZM238 76V75H237ZM240 76V75H239ZM58 77V78H57ZM233 77H235V78H233L234 79V83H233V81H230L229 82V80L231 79V80H233L232 78ZM263 77V78H262ZM61 78V77H60ZM157 78V77H156ZM161 78V77H160ZM160 78L158 77V79L157 80H159V81H161L160 80ZM193 78H194V80H193ZM222 78H224V79H222ZM151 79H153V76H152V78ZM161 79H163V78H161ZM202 79H203V77H202ZM205 79H206V81H205ZM207 79H209V80H207ZM154 80H155V75H154ZM220 82L219 84V88H221L222 87V89H223V86L225 87V89L227 90L226 92H224V94H223V91H222V93H221V91L219 92V93H216L215 94V90L213 89V87H211V88H209L208 87V84H212V86H214L215 88L217 87V85H218V81ZM195 81L196 82H198V84H200V85H198V84H196L195 83ZM203 82V84H201L200 82ZM227 81L229 82V83H227ZM205 82V83H204ZM239 82H241V81H238V83ZM255 82V81H254ZM264 82V81H263ZM55 83L56 82H51L50 84L54 87V85H55ZM54 84V85H53ZM155 84V83H154ZM153 84V86H156V84L154 85ZM192 84V85H191ZM234 84V85H233ZM237 84V85H236ZM241 85H242V82L240 83ZM50 85V86H51ZM152 84L150 83V87H152V88H155V87H153V86H151ZM195 85H197V86H195ZM222 85V86H221ZM233 85V86H232ZM241 85L239 86V88H242L241 87ZM248 85H250V87L248 88ZM49 85L47 86L48 87V89H47V87L44 89V91H43V95L41 94V93H39L38 92V94L37 93H33L32 92V96H31V91L30 92H27V93H25V92H23V94H18V95H21V97L22 98H19L18 97V95L16 94H11L12 95V99H10L9 97L10 96H8V98H7V100L10 102V103H8V101H6V100H3L2 99V97L3 96H5L4 94L2 95V94H0V99L2 100L1 101V103L0 104H2L1 105V107H0V113H1V119L0 120H13V119H15L14 118V116H15V114L18 112H20L21 110H22V107H23V105H29V106H31L30 104H34L35 106H36V104L35 103H39V102H42V101H39L38 102V100H42V98H43V100H45V99H47L49 96H50V94L49 93H47L48 91H49V87H50ZM51 86V87H52ZM206 86V87H205ZM252 86V87H251ZM50 87V88H51ZM148 88H149V86H147ZM146 87V88H147ZM204 87V88H203ZM217 87V88H218ZM258 87V88H257ZM186 89V90H185ZM200 89V90H199ZM207 89V90H206ZM208 89H210V94H208ZM214 90V92L212 91V93H211V90ZM204 90H206V91H204ZM218 90V89H217ZM224 90V89H223ZM237 90V89H236ZM246 90V91H245ZM46 91V92H45ZM232 91V90H231ZM237 91H239V90H237ZM237 91L235 92V94H233V97H235L236 96V93H237ZM35 92V91H34ZM40 92H42V90L40 91ZM200 92V93H199ZM205 92H207V93H205ZM217 92V91H216ZM232 92H234V91H232ZM240 92V91H239ZM238 92V93H239ZM242 92V91H241ZM192 93V94H191ZM205 93V94H208L209 95V97L206 95V96H203L202 97V95ZM220 93H221V95H220ZM226 93H227V95H226ZM237 93V94H238ZM244 93H245V95H244ZM257 93V94H256ZM37 94V95H36ZM49 94V95H48ZM126 94H128V92H125V93H121L120 95H119V97L122 95V96H128V95H126ZM131 94H133V93H130V96H131ZM195 94H197L198 96H196ZM202 94V95H201ZM25 95H26V97H25ZM30 95V96H29ZM134 95H135V93H134ZM185 95H186V97H185ZM195 95V96H194ZM223 95V96H222ZM15 96H17L16 98H14ZM28 96H29V98L31 97V101L30 102H27V101H29V98H28ZM35 96V97H34ZM45 96V97H44ZM47 96V97H46ZM201 96V97H200ZM238 96H241V95H239L238 94ZM7 97V96H6ZM5 97V98H6ZM38 97V98H37ZM125 97V98H126ZM136 97L138 98V100H140L139 99V97L136 95ZM135 97V98H136ZM142 97V98H143ZM225 97H226V101H229L228 103L226 102V101H224L225 100ZM229 97H230V95H229ZM228 97V98H229ZM237 97V96H236ZM4 98V99H5ZM14 98V99H13ZM35 98V99H34ZM128 98V100H131V99H133L134 98V96H133V98L131 97V98H129V96L127 97ZM158 98H159V100H158ZM187 98V99H186ZM193 98V99H192ZM199 98H201L200 100H202V102H198V103H204L203 105V107H202V105H200L199 106V104L198 105H196L195 104V107H193V105H192V103L194 104L196 101L195 100H197V101H199ZM239 98V97H238ZM237 98V99H238ZM122 97L121 98H119V100L118 99H116L115 100V102L116 103H118L119 101H120V104H121V102H122ZM148 99V100H147ZM204 99H205V102H203L204 101ZM257 99H258V101H257ZM33 100H35V101H33ZM126 99H124V101H125ZM143 100V99H142ZM155 100V101H154ZM189 100V101H188ZM214 100H215V102H216V104L214 103ZM251 100V101H250ZM254 100V101H253ZM13 103H12V102ZM22 101V102H21ZM33 101V102H32ZM123 101V102H124ZM132 101V100H131ZM157 101H158V103H159V105H158V103H157ZM185 101H188V103L187 102H185ZM195 101V102H194ZM154 102V103H153ZM170 103H171V101H169ZM192 102V103H191ZM233 102V104H231ZM6 103V104H5ZM43 103V102H42ZM125 103H126V101H125ZM127 103H130L129 101H127ZM125 104V105H128V104ZM136 103V102H135ZM161 103V104H160ZM212 103V104H211ZM227 103V104H226ZM262 103V104H261ZM9 104V105H8ZM32 104V105H33ZM119 104V103H118ZM176 104H173L172 103V105H176ZM188 104V105H187ZM191 104V105H190ZM5 105V106H4ZM25 105V106H26ZM122 105V104H121ZM135 105H137V106H135ZM163 105V106H162ZM171 105V104H170ZM187 105V106H186ZM211 105V106H210ZM262 105V106H261ZM20 106H21V108H20ZM27 106H26V109H31V107L30 108H27ZM157 106H158V108H157ZM161 106V107H160ZM186 106V107H185ZM199 107V109H197L198 107ZM212 106H214V107H212ZM18 107H19V109H18ZM45 107V106H44ZM135 107H137V108H135ZM190 107H193V108H196V110H197V112L198 111H202L201 113H203V116H201V119L204 121V119L206 118V121H204L206 124H207V120L209 119V122H208V126H210V121H211V124H212V126L211 127H207V126H204V128H200L201 130L203 129H205L206 127H207V129H208V131H207V129L205 130L206 131V136H205V139L203 138V136H204V133L205 132H203V134L202 133H199L200 135L202 134V136H200V135H198V133L196 132L197 131V129L195 130V128H196V125L198 124V123H200V115L201 114H198V113H195V114H197V116L199 117H197L196 115H194V117L196 116V119L197 120H199L198 121V123L197 124H194V123H196V122H193V120L195 121L196 119H194L193 118V120H192V127H190V129L191 128H193L194 130H195V132H196V134L198 135V136H200V138L197 136V138H196V136H188V134L186 133V131L185 130H187V131H189V129L187 128V129H182L183 130V133L182 132H180V130L179 129H177L179 132H180V134L182 133V135L184 136V137H182V135L179 137L178 135H177V133H179V132H175V130H176V128L174 129V127H170V128H173L174 130L172 131V132H174V133H172V132H170L172 129H170V130H168L169 128H167L166 127V125L168 124L167 122H170L171 123V121H169V120H167V119H171L172 117L174 118V116H176V118H177V116H178V118L179 117H183L184 119H185V122H188V123H183L184 122V120H183V118L182 119H178V120H180V121H182L183 120V124H187L185 127H188V124H190L191 123V119H189L190 117H192V116H190V117H188V113H190V112H192V114H194L193 113V111H190ZM200 107H202L201 109H200ZM25 108V107H24ZM23 108V109H24ZM33 108V107H32ZM160 108V109H159ZM168 108V107H167ZM130 108H129V111L131 110ZM145 109V110H144ZM162 109H164V110H162ZM185 109H189V111L190 112H188V110H185ZM192 109V108H191ZM205 109V110H204ZM15 110H17V112L15 111ZM151 110V111H150ZM153 110V111H152ZM160 110H162V111H160ZM192 110H194V109H192ZM209 110H210V112H211V116H210V112H209ZM212 110V111H211ZM263 110V111H262ZM169 111L171 112V111H175V113L174 112H171V113H173V115H171V113H169ZM188 112V113H185V112ZM195 111V110H194ZM207 111V112H206ZM233 111V112H232ZM242 111L244 112V113H246V115L244 114V115H242L243 113H242ZM13 112H15V114L13 113ZM137 112V113H136ZM156 112V113H155ZM177 112V113H176ZM180 112V113H179ZM182 112H184V114L182 113ZM204 112H206V114L208 113V115H206L205 116V113ZM239 112H241V113H239ZM5 113L6 114H8L9 113V116L7 115V117H6V115H5ZM155 113V114H154ZM179 113V114H178ZM181 113H182V115H181ZM3 114V115H2ZM10 114H11V117H10ZM14 114V115H13ZM167 114H169V115H167ZM191 114V113H190ZM189 114V115H190ZM241 115V116H238V115ZM252 114H253V116H252ZM259 114V115H258ZM152 115V116H151ZM186 115V116H185ZM251 115V116H250ZM4 116V117H3ZM207 116L209 117L208 119H207ZM213 116V117H212ZM233 116H234V118H233ZM257 116V117H256ZM162 117V118H161ZM167 117V118H166ZM171 117V118H170ZM232 117V118H231ZM247 118V120L245 119V118ZM248 117L250 118V117H252L253 119H255V117H256V119H257V121H256V119L255 120H250L249 121V119H248ZM262 117V118H261ZM5 118V119H4ZM213 120H212V119ZM161 119V120H160ZM177 119L175 120V118H174V120H175V122H177ZM189 119V120H188ZM211 119V120H210ZM223 119V120H222ZM233 119V120H232ZM240 119V120H239ZM251 119V118H250ZM149 120V119H148ZM166 120V121H165ZM187 120V121H186ZM196 120V121H197ZM201 120V123H202V125H203V121ZM230 120V121H229ZM233 122H232V121ZM236 120V121H235ZM259 120H261L262 122H263V124H262V122L261 121H259ZM179 121V122H180ZM239 121V122H238ZM246 121H248V122H246ZM145 122H147V120L145 121ZM149 122H151V120H149ZM153 123H154V121H153ZM169 123V124H170ZM178 123V122H177ZM177 123H175V124H177ZM204 123V125H206ZM215 123V124H214ZM239 123V124H238ZM252 125H251V124ZM149 124H152V122L151 123H149ZM157 124V121H156V125H158ZM168 124V125H169ZM181 125V123H178V125ZM183 124H182V126H183ZM237 124H238V127H237ZM256 124V125H255ZM262 124V125H261ZM146 125H148V123H146ZM156 125H154V126H156ZM163 125V126H162ZM167 125V126H168ZM171 125V124H170ZM227 125V126H226ZM234 125V126H233ZM236 125V126H235ZM149 126V125H148ZM151 126V125H150ZM152 126H153V124H152ZM153 126V127H154ZM172 126H174V121H173V125ZM194 126H195V128H194ZM244 126V127H243ZM249 127V128H247V127ZM258 126V127H257ZM169 127V126H168ZM198 127V126H197ZM199 127H200V125H199ZM198 127V128H199ZM213 127V128H212ZM257 127V128H256ZM152 128V127H151ZM151 128H149V129H151ZM154 128H156L157 129V127H154ZM164 128V129H163ZM179 128H181V126H179ZM211 130H210V129ZM256 128V129H255ZM261 128V129H260ZM263 128V129H262ZM147 129V128H146ZM199 129V130H200ZM253 131H252V130ZM194 130H190V134H194L195 132H194ZM258 130H260V132L262 133V137H260V132L258 131ZM193 131V132H192ZM223 133H222V132ZM225 131V132H224ZM250 131V132H249ZM149 132V134L152 132L153 133V131L151 130V131H148ZM147 132V133H148ZM212 133V135H211V133ZM147 133H145V135L147 134ZM227 133V134H226ZM257 133H259L260 135L258 136V134ZM186 134H187V136L189 137V138H192L193 137V139H198V140H196L197 142H198V144L196 143V141H195V143H194V145L192 144V141L190 140V142L188 143H186L185 141L186 140H184L183 138H185V136H186ZM208 134V135H207ZM221 134V135H220ZM173 135L175 136V137H173ZM255 135L257 136V137H255ZM209 138H208V137ZM211 136V137H210ZM220 136V137H219ZM23 137H25V136H23ZM181 137H182V141H181ZM188 137H186V139L188 140ZM195 137V138H194ZM212 137H214V138H212ZM254 137V138H253ZM259 137V138H258ZM1 138V137H0ZM26 138V140H27V137H25ZM25 138H22L23 139V141H20V143H21V147H23V148H25L26 146H25V144H24V146H23V142H26V141H24V139ZM168 138V139H167ZM207 138V139H206ZM217 138V139H216ZM263 138V139H262ZM144 139V140H143ZM165 139V140H164ZM180 140L181 142H179V141H176V140ZM202 141H201V140ZM3 140V139H2ZM138 140L136 141V142H138ZM200 140V141H199ZM205 140V141H204ZM212 140H214V141H212ZM176 141V142H175ZM211 143H210V142ZM135 142V141H134ZM136 142H135V144H136ZM145 142H148V143H145V146H144V143ZM194 142V141H193ZM206 142H208V143H206ZM218 142V143H217ZM260 144H259V143ZM3 143H5V142H1L0 143V147L3 145ZM203 143V144H202ZM218 145H217V144ZM220 143V144H219ZM2 144V145H1ZM149 144V145H148ZM167 144V145H166ZM212 144V145H211ZM137 145V144H136ZM193 145V146H192ZM197 147H196V146ZM202 145H204V146H202ZM256 145H258L257 147H256ZM137 146V147H138ZM208 146V147H207ZM224 146V147H223ZM226 146H228V147H226ZM2 147H4V146H2ZM1 147V148H2ZM136 146H135V148H136V151H138ZM212 147V148H211ZM148 148V147H147ZM198 148H200L199 150H201V152H202V154L200 153V151L198 152ZM226 150H225V149ZM255 148V149H254ZM259 148V149H258ZM141 149V148H140ZM145 149V148H144ZM144 149H143V151H142V149H141V152H146V151H144ZM224 149V150H223ZM229 151H228V150ZM1 150V149H0ZM158 151V154L156 155V153H157V151ZM1 151H3V149L1 150ZM1 151H0V159L4 156V154L3 155H1L2 153H4V152H2L1 153ZM131 152L132 151H134V149H132V150H130ZM147 151V152H148ZM225 151V152H224ZM252 151H254V152H252ZM128 153H129V151H127ZM126 152V153H127ZM139 152V151H138ZM180 152V153H179ZM181 152H182V154H181ZM227 152H229L228 154H227ZM231 152V153H230ZM249 152V153H248ZM154 153V154H153ZM256 153V154H255ZM123 154V153H122ZM125 154V153H124ZM123 154V155H124ZM131 154H133V153H131ZM141 154H143V153H141ZM148 154H150V152L148 153ZM147 153L145 154V155H143V156H147L148 155ZM181 154V155H180ZM260 154V156H258ZM174 155H176V156H174ZM178 155H180L179 157H178ZM205 155H206V157H205ZM131 156V155H130ZM184 156V155H183ZM232 156V157H231ZM243 156V157H242ZM138 157V159H142V158H144V157H141V158H139V155L137 156ZM160 157V156H159ZM189 158H191L190 156H188ZM204 157H205V159H204ZM121 158H122V155H121ZM130 159H131V157H129ZM147 158H145L146 160H147ZM163 158V157H162ZM201 158V159H200ZM224 158H226L225 160H223ZM229 158H232V160H233V158H234V160L235 161H239L238 160V158H241V162L239 161L237 164H239V166H240V168H239V166L236 164V162L234 161H232L231 159H229ZM245 159L244 160V162H243V159ZM249 158V159H248ZM259 158V159H258ZM262 158V159H261ZM155 159H153L154 161H155ZM176 159V160H177ZM202 159L204 160V161H202ZM228 159V160H227ZM2 160V159H1ZM5 160V161H4ZM6 160L7 159H3L2 161H4L5 162V164H6ZM8 160H10V159H8ZM26 159H24V161H22L21 163L23 164V162L25 163L26 161H25ZM28 160V159H27ZM31 160V159H30ZM42 160V159H41ZM41 160L39 159V160H36V161H40L41 162ZM60 160H62V159H60ZM198 160L199 161H202V162H205V161H207V162H205V163H203L204 164V166L202 165V163L200 164V162H198ZM216 160V161H215ZM227 160V161H226ZM232 161L231 163H229L228 161ZM248 160V161H247ZM258 160V161H257ZM1 161V162H2ZM32 161H35L34 159L32 160ZM31 161V162H32ZM46 161V164H49L50 163V161H51V159H47V160H45ZM44 160H43V162H45ZM49 163H48V162ZM224 161V162H223ZM225 161H226V163H225ZM250 161V162H249ZM1 162H0V164H1ZM18 162V163H17ZM27 162H30L29 160L27 161ZM40 162H38L37 163V167L39 168V166H40V168L41 167H43L42 165V163L40 164ZM62 162V161H61ZM115 162V163H114ZM138 162V163H137ZM144 162H147L148 163V165H147V163H146V165L147 166H149L150 167V165H151V167L149 168V169H151L152 170V168H153V171H148L147 170V172H150L151 173V175H150V173H149V175L150 176H148L149 177V179H150V182H149V179H146L147 177H146V175H148V174H146V172H145V174H144V176H145V178H143L144 176H142L141 177V173L143 172V170L145 169L146 170V167H144L143 166V164H144ZM152 162V161H151ZM176 164H175V163ZM180 162H181V164H182V166L183 167H185V168H187L186 170L182 167V166H180L181 164H180ZM243 162V163H242ZM261 162V163H260ZM11 163H13V165H11ZM35 163L36 162H34V165H35ZM123 163H127L126 165L125 164H123ZM142 165H141V164ZM168 163V164H169ZM179 163V164H178ZM192 163L194 164V165H192ZM219 163H221V164H219ZM227 163H229L230 164V166L227 164ZM2 164H3V162H2ZM7 164V165H8ZM39 164V165H38ZM52 164V163H51ZM51 164H49V165H51ZM111 164V165H110ZM179 165L180 167H182L183 169L180 171V168H179V166L177 165V166H175V165ZM231 164H233V166L231 165ZM256 164V165H255ZM21 165V164H20ZM52 165H54V164H52ZM108 165H110V166H108ZM145 165V166H146ZM190 165H192L193 167H195L196 168V170H197V174H198V177L197 176H195L194 178H192V177H190V176H187V178L185 179V177H186V175L188 174V171H189V175H192V176H194V175H197V174H195L196 172H195V169H193L194 170V172L192 171V169L191 170H189L190 168H188V166H190ZM208 165L210 166V167H208ZM222 165V166H221ZM228 167H227V166ZM237 165V166H236ZM5 166V165H4ZM3 166V167H4ZM61 166V167H62ZM125 166V167H124ZM202 166V167H201ZM225 166V167H224ZM235 166V167H234ZM6 168H7V166H5ZM4 167V168H5ZM47 167V166H46ZM46 167L44 166L43 168H45L46 169ZM127 167V168H126ZM177 167V168H176ZM204 167V168H203ZM219 167H221V169H223V170H221ZM250 167V168H249ZM5 168V169H6ZM26 168H28L29 169V171L28 172H25L26 171ZM32 168H33V166H32ZM42 168V169H43ZM50 168V166H48V169ZM109 168V169H108ZM133 168H134V170H133ZM144 168V169H143ZM163 168V167H162ZM179 168V169H178ZM209 168V169H208ZM228 168V169H227ZM229 168H231V169H229ZM234 168H236V170H237V175H238V172H240V171H243V172H245V173H243V172H241V173H239V175H238V177H239V180L240 179H243L242 181L240 180V181H238V179H234L235 180V182H233L234 184L235 183H237L236 182V180L238 181V185L237 184H233V183H229L230 184V188H228V182H227V180L229 181L230 179H227V178H229L230 176H231V174H233V172L232 171H234L235 172V174H236V170H234ZM1 169H2V165H1ZM7 169H9V168H7ZM10 169V170H11ZM27 169V170H28ZM35 169V168H34ZM42 169H40V170H42ZM45 169H44V171H45ZM48 169H46L47 170V173L49 172H51V170L53 169L52 167L50 168V171L48 170ZM203 169H205V170H203ZM233 169V170H232ZM255 169V170H254ZM40 170L38 169V173L41 175H38V176H40V177H43L42 175V171H41V173H40ZM100 171V172H97V171ZM144 170V171H145ZM162 170V169H161ZM219 171V174H218V171ZM220 170L221 171H223L224 172V174L222 173V175L224 176H226V175H228L229 174V176H226V182L227 183H225V180H224V182L223 183H225V184H227L226 185V187H225V185L223 184V183H221V184H223L222 186H223V188L222 187H219V185L221 186V184H219L220 183V181H222V178L220 177V174H221V172H220ZM226 170L227 171H231L232 173H230V172H226ZM238 170H240V171H238ZM249 170V171H248ZM36 173H37V168H36ZM138 171V172H137ZM166 171H167V173H169L170 174V176L171 177H173L174 175V177H176V179H178V177H179V179H181V177L180 176H183L184 175V179L185 180H187V179H189L188 177H190V179L189 180H191V178H192V180H193V182H190V181H188L187 182V184H189V182H190V184L188 185V187H187V184H185V185H183V187H182V184L183 183H185V180L183 179V177H182V181H184V182H182L181 183V186H178V187H182V189H178L177 187H174V186H177V184H176V179L173 177V178H171V177H169L168 176V174L166 173ZM187 172V173H184V172ZM248 171V172H247ZM15 172H17L16 170H15ZM14 172V173H15ZM21 172H18L19 174L21 173ZM46 172V171H45ZM71 172V173H70ZM153 172L154 173H156L157 175V177H158V180H157V177H155V176H153L154 174H153ZM167 174V177H168V179L166 178V174ZM177 172H178V174H180V175H177ZM183 174H182V173ZM202 172H203V175H202ZM254 172V173H253ZM23 173V175H25ZM37 173V174H38ZM44 173V172H43ZM49 173L48 174H45L44 176H46V175H48L49 176ZM53 173V172H52ZM163 173V175H165V177H163V175H162V177L164 178V179H166L167 181V183H166V185H168L167 186V188H166V185H164V179L161 177H159L158 175H160V174H162ZM193 173H194V175H193ZM228 173V174H227ZM243 173V174H242ZM259 173V174H258ZM261 173V174H260ZM51 174V173H50ZM54 174H52V175H54ZM59 174H61L60 176L62 177V178H59L60 176H59ZM73 174H75V177L73 176ZM153 174V175H152ZM186 174V175H185ZM218 174V175H217ZM235 174H233V178H238V177H236V175ZM240 174H242V175H244V174H246V175H244L243 177L241 176L240 177ZM13 175H15V177H16V174H13ZM21 175H22V173H21ZM50 176V177H52L53 178V176ZM178 177H177V176ZM202 175V176H201ZM235 175V176H234ZM37 176V179L38 180H36V181H39V184H38V182H36L35 181V179H33V181L36 183L35 184V188H36V186H40V188H41V184H45L46 182V184H47V186H48V184L50 183V181L48 180V179H50L49 177H48V179L47 178H45V180H46V182H44L43 181V183L41 182V178H39ZM90 176V175H89ZM151 176H153V177H155L153 180L154 181H152V178H151ZM161 176V175H160ZM251 176V177H250ZM258 176H260V177H258ZM47 177V176H46ZM72 177V178H71ZM100 177H101V179H100ZM247 177H250V178H252L251 179V181L253 182L254 181V186H253V183L251 182V184L250 183H246V180H248L247 179ZM254 177V178H253ZM51 178V179H52ZM76 178V179H75ZM169 178H171L170 179V181H169ZM198 178V179H197ZM202 178V179H201ZM216 178V179H215ZM219 178H221V180L219 179ZM225 178V177H224ZM230 178H232V177H230ZM233 178L230 180V181H232L233 180ZM246 178V179H245ZM59 179H60V181H59ZM66 179V178H65ZM80 179V178H79ZM100 179V180H99ZM159 179H160V181H159ZM163 179V180H162ZM175 181H173V180ZM178 179V181H180ZM198 180V182L197 181H194V180ZM215 179V180H214ZM218 179H219V181H218ZM254 179V180H253ZM26 180H24V183L25 184H27V181ZM43 180V179H42ZM72 180V181H71ZM74 180V181H73ZM99 180V181H98ZM140 180V181H139ZM208 180V181H207ZM214 180V181H213ZM233 180V181H234ZM250 180V179H249ZM26 181V182H25ZM52 181V182H53ZM126 181V182H125ZM156 181H158L157 183H159V182H163V185H161V183H159V185L156 183ZM229 181V182H230ZM17 182V181H16ZM30 182V181H29ZM31 182H32V180H31ZM31 182H30V185L32 186L31 188H34L33 186H34V183L32 182V184H31ZM41 182V183H40ZM64 182V183H63ZM145 182V183H144ZM151 182H153L154 184H156V185H154V184H152ZM181 182V181H180ZM198 183V185L196 184L195 185V183ZM249 182V181H248ZM67 184H68V181L66 182ZM103 183V184H102ZM117 183V184H116ZM147 183V184H146ZM149 183H151V184H149ZM172 183V184H171ZM175 183V184H174ZM242 183H243V185H242ZM256 183V184H255ZM257 183H258V185H257ZM38 184V185H37ZM69 184V185H70ZM93 184V185H92ZM149 184V185H148ZM171 184V185H170ZM191 184H194V185H191ZM233 184V185H232ZM23 186V188H24V190H23V194H21V192H22V189H17L19 186ZM28 186H29V183L27 184ZM70 185V186H71ZM144 185V186H143ZM148 185V186H147ZM173 185V186H172ZM179 185H180V183H179ZM237 185V186H236ZM248 185V186H247ZM257 185V186H256ZM2 186H3V184H2ZM26 187V189L28 188V189H30V187ZM39 186H38V188H39ZM52 186H53V188H52ZM54 186H56L58 189H61V190H63V188H66L65 189V192L67 191L68 192V194H70V195H73L71 198H72V201H75L74 203L72 202L71 204H70V206L68 205V203H66V200L67 201H69L70 202V198H69V196H68V194H67V192H66V195H64L65 194V192H64V194H62L61 193V190H58L57 192H56V189H55V187ZM147 186V187H146ZM185 186V187H184ZM190 186V187H189ZM196 186V187H195ZM231 186H235V187H237V188H234V190L232 189L233 187H231ZM239 186V187H238ZM251 186V187H250ZM259 186V187H258ZM5 187V186H4ZM146 188V190L144 191V189ZM155 187V188H154ZM199 187V188H198ZM249 187V188H248ZM0 188H2V187H0ZM37 188V189H38ZM43 188H46V185L43 187ZM147 188H148V191L150 190V189H152V190H154V193H155V191L156 192H158V193H161L162 191H163V189L165 190V188H166V190H167V192H166V190H165V193H164V191H163V196H165V198L167 199V196H168V199L169 200H167V201H169V202H166V201H164V197L161 195V197H163V198H161L159 195V198H161V200H159V202L160 201H164V206L162 205V206H157V205H159L160 203L158 202V201H156V200H158V199H155V197L157 198V195L156 194H154L153 193V191L152 190H150V191H152V195H151V193H150V191H149V194H148V191H147ZM154 188V189H153ZM178 190H177V189ZM187 188V189H186ZM222 188V189H221ZM226 188H228V191L230 190H233L235 193H236V195H235V193H233L232 191V193L234 194V198L236 197V196H240L239 197V200L240 199H243V200H240L241 201V203H238L237 201H239L237 198L238 197H236V199H234L233 197H232V195H230V193L229 192H227L228 193V195L227 196H229L227 199H226V192H224L225 191V189ZM248 188V189H247ZM254 188V189H253ZM260 188V189H259ZM5 189H7L6 187H5ZM5 189H3V190H5ZM27 189V191H29L30 192V190H28ZM54 189H55V191H54ZM80 189V188H79ZM109 189V190H108ZM127 189H129V190H127ZM192 189V190H191ZM237 189V190H236ZM238 189H240V190H238ZM254 191H253V190ZM258 189L260 190L259 192H257L258 191ZM2 190V191H3ZM19 190H20V193H19ZM35 189H33V190H31V192H33L34 194H35V191H36V193H38L37 191H39V190H35ZM42 190V189H41ZM214 190V191H213ZM219 190H221V192L223 193V194H220L221 192H218ZM250 190V191H249ZM1 191V189H0V195L1 194H3V192ZM42 191H44V190H42ZM48 191H50V193L48 192ZM64 191V190H63ZM105 191V192H104ZM111 191V192H110ZM226 191H227V189H226ZM236 191H238V192H236ZM253 191V192H252ZM2 192V193H1ZM16 192H18L17 194H14V193H16ZM53 192V193H52ZM55 192V193H54ZM107 192V193H106ZM108 192H110V193H108ZM120 192V193H119ZM147 192V193H146ZM5 193V192H4ZM7 193V192H6ZM47 193V194H46ZM59 194L58 196L60 197H62V198H64L65 199V197H66V200H64V202L65 203H63V201L61 200V198H60V203L62 204V206L60 207V205H59V203H58V201L57 200H55L54 198L56 197V196H54V195H57V194ZM157 193V194H158ZM237 193H239L238 195H237ZM251 193H252V195H251ZM253 193H254V195H253ZM256 193H257V195H256ZM33 194V195H34ZM39 194V195H40ZM54 194V195H53ZM111 194V195H110ZM156 195L155 197H154V195ZM165 194V195H164ZM224 194H225V198H223L224 197ZM244 194V195H243ZM29 195V193L27 194V197H29L28 196ZM32 195V194H31ZM36 196H39L38 194H35ZM43 195H42V197H43ZM63 195H64V197H63ZM138 195V196H137ZM148 195H150V196H152V197H148V200H147V198H146V200H143V199H145V197ZM170 195V196H169ZM172 195V196H171ZM256 195V196H255ZM2 196H4V195H2ZM41 196V195H40ZM50 196H54L53 197V200H52V198L50 197ZM207 196H209V197H207ZM242 196H244L245 198H243ZM261 196V197H260ZM26 197V196H25ZM34 197V196H33ZM41 197V198H42ZM59 197L57 198V199H59ZM173 198V199H171V198ZM188 197V198H187ZM231 197V200L229 199ZM0 198H1V196H0ZM7 198H8V200H7ZM37 198V199H35V202L39 199L40 200V202L42 201H44L45 202V204H47L46 203V198L44 199V198ZM69 198V199H68ZM84 198V199H83ZM143 198V199H142ZM184 198H185V200H184ZM250 200L251 199V203L253 202V204H252V206H250L251 205V203H249V201L247 200ZM26 199H29V201H30V197L29 198H26ZM73 199H75V200H73ZM112 199V200H111ZM153 199L156 201V202H158V204L157 205H155L156 204V202H153ZM165 199V200H166ZM171 199V200H170ZM190 199V200H189ZM235 200V201H233V200ZM261 199V200H260ZM39 200L37 201L38 203H39ZM104 200V201H103ZM133 200V202H130V201H132ZM151 200H152V202L153 203H155V204H153V203H151ZM182 200H184L183 202H182ZM31 201L33 202L34 200H32L31 199ZM52 201H54V202H56V203H58V205L56 204V206H53V204L55 205V203L54 202H52ZM135 201V202H134ZM148 201V202H147ZM162 201V202H163ZM186 201V202H185ZM239 201V202H240ZM4 203V206L1 204V203ZM32 202H30L29 204L31 205V203ZM34 202V205L36 204H38V203H35ZM44 202L42 203V204H44ZM130 202V203H129ZM183 203V204H185V205H183L181 208L179 207V204L180 203ZM209 202V203H208ZM245 202V203H244ZM247 202L250 204H247ZM5 203L7 204V207H5ZM132 203V204H131ZM153 204L152 206L151 205H149V204ZM167 203V205H165ZM170 203V204H169ZM230 203V204H229ZM238 203V208L236 207L235 209H234V205L235 204H237ZM263 203V204H262ZM25 204H24V206H25ZM28 204V205H29ZM40 204V203H39ZM44 204V205H45ZM130 204V205H129ZM161 204H163V203H161ZM160 204V205H161ZM169 204V205H168ZM211 204V205H210ZM224 204V205H223ZM231 204H233V205H231ZM8 205L10 206V207H8ZM22 205V206H21ZM27 205V204H26ZM30 205H29V209H28V211H30L31 209V207H30ZM41 205V204H40ZM148 205V206H147ZM155 205V206H154ZM181 205V204H180ZM207 205V207H205ZM210 205V206H209ZM241 205V206H240ZM243 205H245V206H243ZM254 205V206H253ZM2 206H3V208L4 209H2ZM32 206H33V204H32ZM38 206V205H37ZM47 206V205H46ZM65 207V208H68V207ZM149 206H150V209H149ZM157 206V207H156ZM168 206H170V207H168ZM227 206V207H226ZM235 206H237V205H235ZM246 206H248V208H246ZM26 207V206H25ZM33 207H35V206H33ZM41 207H45V206H42L41 205ZM59 207V208H58ZM91 207V208H90ZM122 207V208H121ZM146 207H147V209H146ZM154 207H156V208H154ZM177 207H176V209H175V211L177 210ZM209 207V208H208ZM244 207V208H243ZM9 208H11V209H9ZM24 208V207H23ZM130 208V209H129ZM140 208V209H139ZM152 208V209H151ZM175 208V207H174ZM192 208V209H191ZM210 208H211V210H210ZM10 211H9V210ZM27 209H26V212H27ZM35 208H32V210H36ZM57 209V211H55ZM114 209V210H113ZM126 209V210H125ZM162 209H159V210H162ZM206 209V210H205ZM229 209H231V211H233L232 212V214H234V217L236 218L237 217V219H240V220H237V221H235L236 219H234L231 215L232 214H230V210ZM16 210H18V211H16ZM23 210H25V208L23 209ZM22 210V211H23ZM145 210H146V213H145ZM149 210H150V212H149ZM153 210V211H152ZM184 210V209H183ZM189 210V211H188ZM214 210H215V212H216V210H217V213H215L214 212ZM237 210V211H236ZM15 211V214L13 213ZM50 211H49V213H50ZM111 211V212H110ZM144 213H143V212ZM157 211V210H156ZM163 212L165 211L164 209L162 210ZM169 211L171 212V210H168L167 212H164V213H169ZM174 211V210H173ZM208 211H209V213H211V214H209L208 213ZM6 212V214H4ZM9 214H8V213ZM11 212H12V214H11ZM46 212V211H45ZM148 212V213H147ZM179 212V211H178ZM177 212V213H178ZM182 212V211H181ZM188 212H190L189 214H188ZM197 212H199L198 214H197ZM243 212H244V214H243ZM21 213V214H22ZM31 213V212H30ZM32 213V214H33ZM48 213V212H47ZM152 215H151V214ZM212 213H214V215H212ZM226 214V216H225V220H224V218L223 217H221L222 219H221V221L222 220H224V222H220V225L218 226V223H219V221H216L215 220V218H217V215L218 214ZM238 213V214H237ZM262 213V214H261ZM3 214H4V216H3ZM11 214V215H10ZM32 214H31V216H32ZM45 214V213H44ZM51 214V213H50ZM183 214H184V212H183ZM185 214H186V212H185ZM207 214V215H206ZM208 214L210 215V216H208ZM220 214L218 215V219H220ZM241 214H243V215H246L245 217L242 215V217H244V219L242 220L241 218H240V215ZM8 215V216H7ZM11 217H10V216ZM41 215V216H40ZM144 215V216H143ZM148 215V216H147ZM259 215V216H258ZM21 216V217H20ZM30 216V214L28 215V217H31ZM32 216V217H33ZM79 216V217H78ZM181 216H183V220H184V215H181ZM186 216V215H185ZM216 216V217H215ZM228 216V217H227ZM3 217V218H2ZM8 219H7V218ZM25 217V219H23L24 221H28L29 219H27ZM33 217V218H34ZM45 217V218H44ZM47 217V218H46ZM137 217V218H136ZM146 217V220H144V218ZM213 217H214V219H213ZM227 217V218H226ZM239 217V218H238ZM261 217H263V218H261ZM44 218V219H43ZM48 218L52 221V223L51 222H48L49 220H48ZM214 221H216V222H213V220ZM233 218V219H232ZM21 219V220H22ZM43 219V220H42ZM142 219L144 220V222L142 221ZM189 219H191V218H189ZM189 219H187L186 221H188ZM209 219V220H208ZM217 219V220H218ZM16 220V219H15ZM20 220V222L22 223H25L24 221H21ZM46 220V223L44 222L43 223V221H45ZM141 220V221H140ZM254 222H253V221ZM257 222H256V221ZM185 221V222H186ZM190 221V220H189ZM211 221V222H210ZM240 221V222H239ZM250 221V222H249ZM261 221V222H260ZM15 222V221H14ZM20 222H19V224H20ZM37 222V223H36ZM38 222H39V224H38ZM55 222V223H54ZM143 222V223H142ZM243 222V223H242ZM256 222V223H255ZM260 223V226H259V224H257V223ZM23 223L22 224H20V226H22L23 225ZM27 224H29L28 222H26ZM25 223V224H26ZM138 226H141L143 229H142V231H143V236L141 235H139L138 234V232H140V231H138V228H137V225ZM140 223H142L141 225H140ZM183 223V222H182ZM253 224L252 226H254V228L256 227V226H258L257 227V229H254V231H253V227L251 226V224ZM1 224H0V227L2 228H0L1 229V232L2 231H4V230H6V229H4V225L2 224V226H1ZM25 224H24V226H22V228L24 227L25 228ZM29 224V225H30ZM37 224V225H36ZM43 224V225H42ZM133 224H135L134 226L136 227V231H138V232H135L134 231V229H135V227H132L133 226ZM190 224V223H189ZM203 224V225H202ZM255 224H256V226H255ZM14 225V226H13ZM130 225H132L131 227L132 228H134V229H131V227H129ZM213 225V226H212ZM222 225V226H221ZM28 226V225H27ZM218 226V227H217ZM245 228H244V227ZM248 226V227H247ZM251 226V227H250ZM19 227V228H18ZM127 227H129V230L131 231L130 233H132V231L135 233L134 235V238L133 237H129L130 236V234H129V230H128V233H127V235L129 234V236H128V238H130V239H128L127 238V235H123V237H125L126 236V238L125 239H122L123 237H122V232H123V230H125V228H126V230H127ZM243 227V228H242ZM260 227V229H261V227H262V229L260 230V232H262V234H260L259 233V231H258V228ZM145 228V229H144ZM211 228V229H210ZM239 228V229H238ZM247 228H249V229H247ZM4 229V230H3ZM28 230H29V227L27 228ZM26 229V230H27ZM146 229H148V230H146ZM190 229V228H189ZM215 229V228H214ZM218 229V230H219ZM244 229H247L248 231H246V230H244ZM7 230H9L10 231V229L8 228ZM20 230H22L21 231V233H17V235H18V237L15 235V232L17 231V232H20ZM37 230H39L40 232H38ZM220 230H219V232H220ZM255 230L256 231H258V234H259V236L256 234L257 232H255ZM15 231V232H14ZM146 231V232H145ZM185 231L186 232H184V233H186L187 234V230L185 229ZM190 231V230H189ZM193 231V232H194ZM221 231V232H222ZM232 232V233H230V232ZM237 231H239L240 233V235H238V233H237ZM245 231V232H244ZM127 232V231H126ZM169 232V231H168ZM168 232H167V234H168ZM171 232V231H170ZM193 232H190V233H188L187 235H188V237H190L192 234L194 235V233ZM213 232V231H212ZM214 232H215V230H214ZM218 232V231H217ZM242 232V233H241ZM10 233V232H9ZM8 233V234H9ZM22 233L24 234V235H26V236H20V235H22ZM125 233V232H124ZM144 233H146V234H144ZM175 233V230H174V232H173V234ZM236 233H237V235H236ZM138 234V235H137ZM141 234V233H140ZM149 234V238L150 239H153V236H152V234L151 233H148ZM170 234V236H171V234H172V232L171 233H169ZM168 234V235H169ZM185 234V235H186ZM223 234V235H222ZM175 235H176V233H175ZM182 235H183V233H182ZM182 235H180V236H182ZM186 235V236H187ZM192 235V236H193ZM249 235H250V237H249ZM256 235V236H255ZM131 236H133V233H132V235ZM138 236V237H137ZM164 236H166V235H163V236H160L159 238H161V239H163V240H166V237H164ZM170 236H168L169 238H167V239H169L167 242L169 243V242H173L174 243V241L176 240V238L177 237H179V235H176L175 237V239H173L172 237H173V235L170 237ZM240 236V237H239ZM246 236V237H245ZM249 238H251V239H249ZM260 236H262V237H260ZM17 237V238H16ZM120 237V238H119ZM148 237V236H147ZM183 237H185V236H183ZM254 237H257L258 239L256 240V241H250V240H255L256 238H254ZM7 238V237H6ZM11 238V239H10ZM21 238H23V240H21ZM136 238H141V239H136ZM143 238H145V241H144V239ZM148 238V239H149ZM173 240H172V239ZM219 238V239H218ZM228 238V239H227ZM261 238V239H260ZM131 239H133V240H131ZM134 239H136V241L134 240ZM244 239L245 240H247V241H245L244 242ZM120 240H126V242L125 243H123V242H121ZM261 240V241H260ZM19 241V242H18ZM63 241H64V244H63ZM122 243V244H124V245H122V247H123V249L125 250V252L128 254L129 252H130V250H131V252L129 253V255L127 256V257H122V255H121V257L123 258H120V255L118 254V252L121 254V252L123 253V249H121L122 247L121 246H119V245H121V244H119L120 242ZM129 241H131V242H129ZM216 241V240H215ZM219 241V242H220ZM235 241V242H234ZM242 241V242H241ZM12 242V243H11ZM25 242H28V243H26L25 244ZM68 242V246L70 245L71 246V248L70 249H68V250H70L71 251V255L72 256H76V257H72L71 256V259H70V257H69V259H68V255H70L69 253H70V251H68L69 253H68V255H67V253H65V251L66 250H64L65 248H67V247H65V246H67L66 245V243ZM176 242V241H175ZM238 242H240V244L238 243ZM249 242V243H248ZM2 243V244H1ZM23 243H24V245H23ZM138 242H136V244H137ZM161 244H162V242H160ZM159 243V244H160ZM234 243V244H233ZM237 243H238V245H240V246H238L237 245ZM241 243H245L244 245H242L241 246ZM260 243V244H259ZM263 243V244H262ZM7 244V243H6ZM27 244H28V246H27ZM125 244H126V246H125ZM157 244V243H156ZM166 244V243H165ZM164 243L162 244V245H165ZM219 244V248H221L222 247V245H220V243H218ZM233 244V245H232ZM252 244V245H251ZM20 245V246H19ZM25 245L29 248V250H27L26 248L27 247H25ZM109 245V246H108ZM138 245V244H137ZM232 245V246H231ZM236 245L238 246V247H240V249L237 247V249H239V250H237L236 249ZM260 245V246H259ZM64 246V247H63ZM108 246V247H107ZM118 246V247H117ZM167 246V245H166ZM165 246V247H166ZM249 248H248V247ZM6 247V248H5ZM25 247V248H24ZM64 249H63V248ZM79 247V248H78ZM120 247V248H119ZM231 249H230V248ZM241 247H244L243 249L244 250H242L241 249ZM263 247V248H262ZM11 248V249H10ZM22 248V249H21ZM25 250H24V249ZM30 248L31 249H33V251L31 252V250H30ZM117 248V249H116ZM121 249V251H118L117 252V250H119V249ZM142 248V247H141ZM141 248H139V249H141ZM218 248V249H219ZM222 248V249H223ZM233 248V249H232ZM245 248H247L248 249V251H247V249L245 250ZM255 248V249H254ZM5 249V250H4ZM20 249V250H19ZM35 249V250H34ZM62 249L64 250V252L62 251ZM128 249H130V250H128ZM137 250V251H142V249L141 250ZM188 249V248H187ZM190 249V248H189ZM235 249V250H234ZM12 251V252H14V251H16V250H18V251H16L15 253H14V255H11V254H13L12 252H10V251ZM27 250V251H26ZM127 250H128V252H127ZM172 249H168L167 247H166V252H164V251H162V252H164L165 253V255L167 256V255H169V256H171L172 254V251H171ZM229 250V251H228ZM236 250H237V252H236ZM26 251V252H25ZM62 251V252H61ZM220 251V250H219ZM225 251V252H224ZM239 251H240V253H239ZM246 251H247V253H246ZM6 252H8V253H6ZM24 252H25V254H24ZM28 252H30V254L28 255L27 253ZM41 252V253H40ZM125 252H124V254H125ZM216 252H218V251H216ZM238 253V255H236V253ZM242 252V253H241ZM9 253H10V257H8L7 255H9ZM31 253H33V254H31ZM34 253L36 254V255H34ZM88 253V254H87ZM91 253V254H90ZM133 253H135L134 252V250H133ZM228 253V254H227ZM255 253V254H254ZM7 254V255H6ZM24 254V255H23ZM47 254H50V256L48 255L47 256ZM67 256H66V255ZM73 254H75V255H73ZM124 254H123V256H124ZM127 254H125V255H127ZM131 254V255H130ZM235 254V255H234ZM18 256V257H15V256ZM21 255V256H20ZM30 255H32V256H30ZM46 256V258H45V260H44V257ZM165 255H164V257H165ZM234 255V256H233ZM241 255H239V257L241 256ZM250 255H251V257L253 258H250ZM255 255V256H254ZM8 257V258H6V257ZM13 256V257H12ZM52 256H54L53 257V259H51V257ZM58 256H60V258L58 257ZM157 255H155V257H156ZM162 256H163V253H162ZM160 257V260L162 261L163 259V257ZM260 256H262V255H260ZM263 256H264V254H263ZM263 256H262V258H263ZM27 257L28 258H31V260H26L27 259ZM64 257H67V258H65L64 259ZM144 256H142V259L140 258L139 260H141V262L140 261H136V263L137 264H151V263H153V264H157V261L159 260L158 258V256L155 258L153 255L152 256H147L148 257V259L147 258H143ZM149 257H151V258H149ZM248 257H249V259H248ZM6 258V259H5ZM37 259V262L36 261H33V259ZM51 260H50V259ZM73 258V259H72ZM120 258V259H119ZM129 258L127 259V261L129 260ZM230 258H228V260L229 261H232V258L230 259ZM262 258H261V260H262ZM34 259V260H35ZM54 259H56V260H54ZM64 259V260H63ZM77 259H78V261H77ZM98 259V260H97ZM108 259V260H107ZM144 259H147V260H144ZM158 259V260H157ZM243 262L244 261H246L244 258H240ZM26 260V261H25ZM52 260H53V262H52ZM59 260V261H58ZM61 260V261H60ZM97 260V261H96ZM128 261L129 263L131 262V261ZM144 260V261H143ZM155 260V261H154ZM160 260H159V264H162L163 262H164V260H163V262H160ZM239 260V259H238ZM235 261L236 263H238L239 261ZM260 260V261H261ZM7 261L9 262V263H7ZM27 261L29 262V263H27ZM33 261V262H32ZM51 261V262H50ZM55 261V262H54ZM58 261V262H57ZM147 261H150L149 263L147 262ZM233 261V262H234ZM242 261H240L241 262V264L243 263ZM258 262L259 264H264V260H262L261 262H263V263H261V262ZM5 262V263H4ZM25 262V263H24ZM32 262V263H31ZM36 262V263H35ZM41 263H39V264H43L42 263V261H40ZM128 262H124V264L125 263H128ZM139 262V263H138ZM144 262V263H143ZM146 262V263H145ZM170 261H169V259H168V262H167V260H165V262L164 263H169ZM234 262V264H236ZM227 263H230V262H227ZM245 262H244V264H246ZM258 263H255V264H258ZM170 264V263H169ZM173 264V263H172ZM175 264V263H174ZM233 264V263H232ZM239 264V263H238ZM253 264V263H252Z\"/></svg>",
  "mask_w": 264,
  "mask_h": 264
}]
</instances>
